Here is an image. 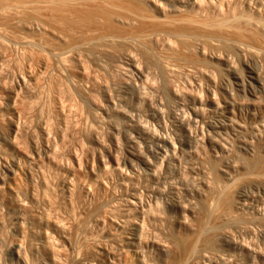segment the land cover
<instances>
[{"label":"rangeland","instance_id":"1","mask_svg":"<svg viewBox=\"0 0 264 264\" xmlns=\"http://www.w3.org/2000/svg\"><path fill=\"white\" fill-rule=\"evenodd\" d=\"M156 1H159V0H155V2ZM175 1H177V0H175ZM175 1H172V2H175ZM198 2H199V0H197V3ZM157 4H159V3H157ZM161 4H163V6H162L163 8H166V10H168V13L165 10V14L160 15V16L154 12L151 4L147 3L146 0H67V3L63 7L54 8L52 13H48L50 11H47V10L45 11V8H44V10H43V8H41V10L38 11V12H40V14H38V12H37L34 15V17L36 16L35 18H39L38 19L39 21L47 23L45 26L49 30L50 34L44 36L43 32H42L41 34L43 36L40 35V31H43V29H42V26L40 27L39 25H35L34 28H37L36 31L34 29V32L29 33V35L27 33L26 36L23 35L24 33L23 34L19 33L22 35H19V34L17 35V32H13L14 34L16 33L15 35H17V37L19 36V39L24 36V38H26L27 41H29V42L32 41V44L25 50L19 46V44H18L19 40L12 33V31L11 32L8 31L5 33L1 32L2 34H0V54L6 56L5 63L2 65L1 74H3V72H4V75H6L7 77L4 75H1V76L4 77L3 82H6L8 77H9L8 79H10V80H9V82H7L8 84L7 83L3 84L0 87V91L2 92V94H0V96H1L0 97L1 98L0 99V108L2 107V110H3L6 106V104L8 103V100L5 99L6 96L4 97L3 95H7V93H9V91L11 89H13V88H10V86L12 87L13 84H14L13 87H16L15 84L17 83L18 80L17 81H15V80L18 79L19 73L23 70H28V68H29V70L31 69L30 70L31 73L32 72H34V73L38 72V70L41 71L42 69H40V67L38 66V63H37L38 57L42 56V55H47L49 58V61H50V67L47 69V71H41L39 73L40 75L38 78V84L35 87H32V89H31L32 95H30V96L25 95V94L19 95V98L22 100H20L21 104H18L19 106H17V107H18V109L24 108V110L20 109L21 113L19 114V117L17 118V125L19 124L18 127L20 128L19 133H20V130H21V133L20 134L18 133V135H15V138H17V141H19L18 143H19L20 148H22V150L25 149V151L27 153L31 152L32 150H36L35 148H37V150L39 148L38 152L39 151L41 152V151H43L41 149L46 147V145L47 146L50 145L49 147L52 146V148H53L52 150L54 152H56V150L58 149L57 147H59L58 150H60V151L57 152L58 154L53 152L54 154L51 155L50 158L52 159V157L57 156V159L53 158L54 160H52V161H54V162L50 161L49 162L50 164L47 161H45L41 165L40 163L43 162L44 160L43 161L39 160L40 162L39 161L36 162L37 165L39 164L38 167L36 166L35 163H32V164H31V162L30 163L28 162V164L25 163L28 166V168L30 166H33L32 169L35 167L34 170H36V172L34 171L33 175H31L32 176V178L30 177L31 181H30V178H27L26 176L22 175L23 178L21 177V179H20L21 183L20 182H18V183L20 184V187L23 190L28 189V187L30 185L31 188L29 187V189H31L33 192L35 190L34 193L37 196V202H36V204L31 205V207H30V205L26 204V206H28V213H25L23 220L17 219L16 216L14 215V213L12 214V212L9 209H7L5 206L1 205L2 207H0V264H20V262H18V260H16L14 255H12L10 253L11 247H13V246H18L21 248L22 254H24V256H26V258H27V264H47L46 260L44 259V256L41 254L42 251L39 248L41 246L39 244V238L36 237L37 235H35L37 232H39V233L41 231L46 232V230L40 229L41 230L40 231L37 224H35L32 221V217L35 214L36 215H44L43 213L45 211L47 212V213L45 212L46 213L45 215H46V217L48 216L47 218L49 220L55 221V222L57 221L56 223H58L59 221H62L59 223H62V225H67V226H65V228H67L65 230V233L68 231V229H69V232H67V235H64V237L67 236L68 238H71L72 241L74 240L73 242L71 241L72 244L75 242L73 245L74 247L72 246L73 248L71 251L70 250L71 247L68 245H66L67 248H66V246H63L62 248L60 247L58 249L59 246H58V242L56 241L58 247L55 244L54 250L58 254V258H59L61 264L63 262L64 263L66 262V264H89L91 261H90L88 255H91V258H93V256L95 257V260L93 258L92 259L93 262H91L93 264H105V262H108L106 264H109V262L110 263L115 262V260H114L115 258L118 261L120 259L121 264H127L128 263L127 260L123 257L122 258L118 257L119 259L117 257H115L112 259L113 255L110 252L116 246L117 243H120L121 240H123L122 239L123 235L121 234L122 232H121L119 224L121 223L120 225H122V224L124 225L123 222H126L129 218H131V219H129V221L133 222V220H134L130 216L127 219V217H126L127 213H125V210L127 209V211H128L129 207L126 205V202H123L124 199L121 200L123 198V196L125 195V193L127 194L128 192L132 191V190H130L132 188H134L133 190H136V191L139 190L138 194L141 193L139 196L143 197L142 201H144V202L146 201L145 202L146 205L148 202H149L148 205L150 204V202L152 203L149 205V206H152L150 209L151 213L150 212L147 213L150 215H144L145 217L143 216L145 219L147 218L146 219L147 223L145 222L146 227L143 223V221L145 219L142 217L141 218L142 221L140 220L141 226L144 225V226H142L144 228V229L143 228L142 229L145 230L143 232L146 235V236L144 235V237H146L147 240H149V239L153 240L154 235H157V236L159 235L158 236L159 238H157V236H155L157 238L156 239L157 241L159 240V242L161 243V241H163V239H164V241L166 240L170 244H172V246H170V249L168 250V252L165 254H160L156 251H151L150 249H147V251H144L145 255L147 254L146 256L145 255L144 256L147 258L148 263H151V264H188L191 261L187 262L188 260L187 261L185 260V256H186V259H188L187 257H189V255L191 254V253H189V252H191V248L195 247L197 250L194 248V251L196 250V253H199V255H201L202 254L201 252H203V251L207 252V254H205V252H203L204 255H202L203 257L206 256L205 257L206 262L209 261L206 264H210V263L211 264H213V263L214 264H264V261H263L264 254L262 255V253H264V249H263V247H264V240H263L264 239V234H263L264 233V224H263L264 223V219H263L264 218V190L262 189L263 190L262 191L261 189H259L260 190L259 191V190L255 189L256 190L255 191L253 188H252L253 191H251L252 189L250 190L251 184H254L255 181L257 184H258V182L259 183L263 182V185H264V122L260 123V125L261 124L262 125L258 126L257 132L254 131V133H250L251 130L249 131V129H251V127H250L249 122H248V120H250V119L248 118L249 114L246 113V112L249 113V111L246 108V104L244 103L245 100L247 101L248 99L250 100V99H253L254 97H257L260 99V101H258L259 103L256 105V110L254 111L253 114H255L256 112H259L257 106H260L261 109L264 111V98L260 97L258 91L256 90V88L254 87V85L250 81L249 72H248L250 70L256 69L258 71V73L261 74L260 76L262 78H264V0H200L199 4L201 5L202 10L200 8H197L195 11V10L189 9L187 7L189 9V13H187L188 10L185 6L178 8V12H177V11H169V8H167V6L164 5L163 2H161ZM42 7H44V6H42ZM198 7H200V6H198ZM170 10H172V9H170ZM179 10H181L182 15H181ZM182 10H184V11L187 10V11L184 12ZM197 10H199V11L197 12ZM166 13H167V15H166ZM171 13H172V15H171ZM178 13L180 14V17H179ZM185 13H187V15ZM188 14L194 15V16L191 17ZM37 15H39V16H37ZM132 16H133V18H132ZM177 16H178V18H181V16H183L181 18V19H183V22H181L182 21L181 19H178L177 22H179V23H177L176 22ZM185 16L188 20L185 19ZM198 16H200V18ZM85 17H87V19H88V17H90L95 21V23H97L96 25H95V23H93V25H94V26H92L93 29H89V27L90 28H92V27L90 25L88 27L87 25L91 24V23H87V22H85V23H87L86 26L89 30L85 29L86 26L84 23L83 24H84L85 28L83 25H80V28H79V20L81 18L83 20V18H85ZM175 17H176V19H175ZM30 18H32V17H30ZM148 18H151V19H149V21H147ZM189 18H191V19H189ZM126 19H130V21L126 20ZM132 19H134V21ZM170 19L171 20L173 19L172 20L173 22L171 21L173 26L171 24V27H169L171 31L173 28L175 29V27H177V28L182 27L181 29L179 28L181 32L184 28L185 33L184 32H182V33L191 35V39H189L190 37H188L189 41L191 42V47L188 49H185L186 52L179 45V43L176 42L175 39H173V37L171 40H174L175 41L174 43H177L180 47L177 46V44L173 45V47H172V45H168L169 43L166 42V41H168V40H166V38L167 39L169 38V40H170L171 36L169 37L168 35H170V34L174 35L172 32H170V34H168L169 33L168 28L166 29V31L168 30L167 31L168 33L162 32L160 30V29H163V31H165L164 28H166L165 27L166 24L164 22L171 23ZM174 19H175V21H174ZM35 20L37 21V19H35ZM42 20H44V21H42ZM84 20H86V18ZM106 21L110 22L109 24L111 25V27H110V25H108V23H107V25L105 24ZM187 21H188V23H187ZM196 21H198V22H196ZM142 22L144 23L143 26L145 25V22H147L148 25L150 22L151 27H153V25L154 26L160 25V26H157V27L152 28V29H153V31H155L154 29L158 28L157 29L158 31L157 30L156 31L158 33L161 31L160 32L161 35L158 34L156 31L154 32L155 34L148 31V28L151 29V27H148V26L147 27L146 26L141 27L142 25H140V24ZM162 22L164 25L162 24ZM136 23H138L139 25H137ZM152 23H154V24H152ZM155 23H157V24H155ZM169 23L167 24V27L170 26ZM71 24L73 25L72 27H70ZM134 24H136L138 26V27H136V25H135V28H137V29L134 28ZM81 26H83L85 31L80 30V29H82ZM189 26H191V29ZM159 27H162V28L159 29ZM203 27H205V28H203ZM142 28H143V31L145 29V31H148V33L150 32L149 35L153 34L152 35L153 37H151V39L150 38H148V39L152 40V42H154V43L156 42V44L150 43V44H146L144 46V45H140V44L136 43L133 40L132 36L135 37V35H136V34L133 35L134 34L133 32H135V31L139 32V30L141 31ZM133 29H135V30H133ZM188 29H189V31L191 30V33L188 31ZM193 29H194V31H193ZM196 29L199 31H197ZM90 30L93 32H91ZM109 30H111V31H109ZM130 30L133 32H131ZM37 31H39L38 34H37ZM143 31H142V33H143ZM174 31L176 32L179 30H174ZM186 31H188L189 33ZM111 32H112V35L113 34L115 35V33H116L117 37L120 36V39H121V37H122V39L126 38L125 40H121V41H124L125 43H123V42L121 43L119 37L117 38L119 40V42H118V40L114 41L116 37L113 35L114 36L113 45L106 44L105 42H107L109 40V38H108L109 36H110V40H112L111 34H110ZM137 32H135V33H137ZM194 32H195V34L198 32L200 35L197 33L198 36L195 35V38H194V36L192 37V35H194L193 34ZM9 33L11 35L13 34V36H11ZM107 33L110 35H108ZM127 33H131L132 35L130 34L131 35L130 36ZM148 33L146 32L145 34L144 33L143 34L137 33V34L144 36ZM166 33L168 34L167 35L168 37L167 36L165 37V35H164V37H161V36H163V34H166ZM7 34H9L10 36H8ZM156 34L160 35V36H157ZM105 35L107 38H105ZM155 35L157 36V38H154ZM204 35H205V37L203 38L202 36H204ZM146 36H144V37H146ZM200 36L202 37L201 39L196 38V37H200ZM6 37H7V40H5ZM10 38H12L13 41H12V39L10 40ZM152 38L155 39V41ZM158 38L159 39L164 38V39L159 40ZM204 39H206V42ZM15 40H18V41L16 42ZM157 41H159V42H157ZM160 41L161 42L164 41L162 43L163 44L165 43V46L167 48L163 47ZM79 43L84 44V46L79 45ZM107 43H111V41L110 42L108 41ZM158 43H160V44H158ZM172 43H173V41H172ZM172 43H170V44H172ZM205 43L207 45H205ZM104 44H106L105 45L106 47L109 46V50H107L108 49V47H107L106 50H107L108 54H106L103 57V62H106L107 64L114 66V70L112 72H109L108 70H105V69L96 70V68L95 69L91 68L92 66L95 67L94 63L90 60L87 53H86V55H85V53H82V55H83L82 59L83 60L85 59L86 61L88 60L87 62L89 65H87V67H89L88 69L91 70V74H92V71L95 70V71H93L94 76L93 75H91V76L96 81L93 80L92 83L86 84L87 86L85 84H82V86L77 85L79 89L76 88V84H74V86H75L74 87L73 84H69L68 82H66L67 81L66 80V74L64 71L60 70L62 67L61 63L59 62L58 58L53 56V54L58 53L57 51H59V50H64L65 47H66L65 49H67V47H69L71 49H76L77 51H79L83 47V49L80 51L87 52L84 50L85 49L87 50L86 46L88 47V45L90 47V48H88V50L89 49L93 50V47L100 49L104 46ZM201 45L203 46L202 48H201ZM169 46L172 47V48H170L171 50L169 49V51L173 55L170 52L168 53ZM174 46L177 48V52H179L182 49H183V51H180L179 53H177L175 51L176 48ZM197 46L200 49H202L203 51L205 48H209L208 52H209L210 56L212 55V57H215L213 55V54H215L216 58L221 57L219 59H225V60L231 61L229 63L232 64L231 66H234V67H232V70L237 71V72L234 71V73H236V75H237V73H240V75H238L236 77L237 81L234 80L233 77L229 76L228 72H227V74L225 72L224 73L225 79H224V82L221 83V85L218 83V82H220L219 79H216L217 84H216V81L213 80V81H215L216 85L215 84H212V85L209 84L211 87L206 82H201V81H200L201 83L198 81L197 82L198 85H196V83H194L192 80L189 81V79L187 81L188 83L184 82L183 79H185V81L187 80L186 76H184L185 77L184 78V77H182V75H178L176 73L173 74L172 72H168L166 74L165 78L163 79L160 76L158 69L156 67L152 66V69L150 71L152 73V76H153L152 83H153V85L158 87V86L163 85L164 81H166L173 88V90L178 89V92L177 91L176 92L178 94H180V92H181L180 95H182L183 91H186V90L188 91L189 87H190V89L192 87V91L190 90V93L192 92L191 94L186 91V92H184L186 95L183 93L184 95H182V96H185V97L191 96L192 97V96L197 95V97H199V95H200L201 96L200 98L203 100H204V98H202L203 96L201 94H199V95L197 94L198 92L201 93L203 90H206V89L211 90V88H212V90H213L212 92H215L214 95H215V97H218V98L220 97V94H222V93L227 94L228 92H231L233 90V92H235V93L232 92L231 94H234L236 96V98L240 102H243V104H244L243 107L240 109V111L243 112V114H242V112H240L242 117L240 116L239 122L237 120V122L240 125H242L241 128L238 129L239 133L236 131L237 130L236 128L232 127L233 131H236V132H233L232 128L229 127L228 130H223V131H221V133H219V134H221V136L219 134L214 136L213 131H214L215 127L222 126L223 122L221 120H218L217 118H215L210 113H208L206 108L205 109L203 108V109H201V111H202L201 116L203 114L204 115L206 114V115L205 116L203 115V117H205V120L203 117H202V120H203L204 124H210V125L209 126L208 125H201V124H198L195 126L192 125L190 127L191 129L190 128L188 129V132H187L188 135H186L180 129H177V127H175V124H173L174 123L173 117L170 118L168 116L169 114H166L168 112L167 109H163V111L161 112L163 114V116H162V114H161V116L159 114V115H157V116H160L158 118L155 114H153L154 113V112H152L153 108H150V109L147 108V107H153L157 101H160V94L157 92L156 93L153 92V94H150V95H148V94L151 92H149L147 94V96H149L147 98L149 104L151 105V103L153 104V102H154V104L151 106L148 105V106L142 107L143 108L142 112L137 114V115L141 114L139 117L137 116V118H140L141 120L137 119L136 115L134 117L133 114H128V115H130L129 119L131 117H133V118H131L132 120L130 119L129 122H124L126 120L121 119L122 117L120 115L117 117L114 115V114H116L115 111H117V110L119 111V112L117 111L118 113H123L125 110L124 107H123L124 110L122 109V107H119L121 104L120 99L125 95L124 93L126 92L125 88H124L126 85L125 83L133 81L132 78H134V80H136L135 79L136 75L134 73H129V72H126L125 70H121V69L119 70L118 68L115 67L116 65H113V63L117 61V58L121 59L124 57V54L130 53L131 55H133L138 60V62L142 63V62H147L149 56H151V57H156V56L157 57H163L164 56V58H166V59L169 58V56H170V58L174 56L173 58L178 59V60L179 59L181 60V58L182 57L184 58V56L185 57L190 56L193 58H197V62L200 63L202 66H208L209 63L203 62V60H205V58H203V57H207V55H208V58H206V59H208L207 60L208 62L211 60L212 57H210L208 52H206L207 49L204 51L207 53V55H206V53H203V51L201 50L202 55H200V59H202V60H200L199 56H196V54H195L197 51L196 50ZM106 47H104V48H106ZM173 49H175L174 52H173ZM194 49H195V51H194ZM141 50L147 51L149 56H144L140 52ZM181 52H183V53L185 52V53L183 54ZM174 53L177 54V58H176V55ZM181 54H183L184 56H182ZM166 55L168 57H166ZM178 55H180L181 57L179 56V58H178ZM84 56H85V58H84ZM87 57H88V59H87ZM170 58H169V60H170ZM173 58H171V59H173ZM30 59H33L31 65L29 63ZM198 59H199V61H198ZM201 61L203 62L204 65L202 64ZM253 61H255V64H256L255 67L256 68L254 67L255 64L253 63ZM141 63H139V64H141ZM28 64H29V67H28ZM101 64H103V63H101ZM30 67H32V68H30ZM122 71L125 74L129 73L131 75L132 74H134V75H132V76H130L129 74L125 75ZM120 72H122V74ZM119 74H121V75H119ZM123 74L125 75V78H124ZM121 76L123 79L121 78ZM211 77L215 78L216 76H211ZM238 77L241 78V80ZM130 78H131V80H130ZM242 78L244 81L242 80ZM121 79H122V81H121ZM124 79H125V82H124ZM127 79H129V81ZM230 81H232V82H230ZM234 81L236 82V85L234 84ZM189 82H190V84L194 83V86L193 85L189 86L190 85ZM227 83L228 84L230 83L231 85H234V86L233 87L229 86ZM92 84H94V85H92ZM206 84H207V86H206ZM88 85H90L92 87H90ZM123 85H124V87H123ZM200 85L202 86V89H203V86H206V87H204V89L202 90ZM213 85H215V87L220 86V88L219 87L215 88ZM3 86H5V87L3 88ZM70 86H71V89H70ZM83 86H84V88H83ZM197 86H199V88ZM239 86H240V88H239ZM72 87L75 88L76 90L78 89L79 91L78 90H77L78 92L74 91L75 89L73 90ZM101 87H106L107 90L104 92L103 88L101 89ZM1 88L3 89V91H6V92L4 93L1 90ZM119 88L122 90V92H124V91L125 92L122 94L121 90ZM181 88L184 90H182ZM69 90H70V92H69ZM86 90H89V91H86ZM117 90L119 91V93H121L122 96L118 93ZM218 90L220 93L218 92ZM68 92H69V94H68ZM90 92L92 94H90ZM115 92H116V94H115ZM193 92H195V93H193ZM193 94H196V95H193ZM216 95H218V96H216ZM108 96L111 97L110 99L112 101H113V98L115 97L114 103L112 102V105L114 104L113 105L114 107L113 106L111 107V108H113L112 110L109 109L110 106L108 104H110V101H109L110 99ZM84 97H85V99H84ZM117 97L120 99H117ZM261 98H263V99H261ZM81 99H83V100H81ZM86 99H87V102H86ZM116 99H117V103H118L117 105L118 106L115 104ZM152 99H154L156 101H154ZM162 101L165 102L166 100H161V102ZM164 102H162V103L164 104ZM170 102H172V104ZM170 102L169 103L165 102L167 104V105L166 104L165 105L168 106L167 108H169V110L172 112L174 111L173 112L174 114L172 113V115H174V118H175L176 114H177L176 118H179V117L181 118L182 112L177 110L178 113H176L175 105L173 104V101L171 100ZM165 105H163V106H165ZM121 106H123V104H121ZM103 107H105V108H103ZM107 107H108V110L106 109ZM118 107H119V109H118ZM99 108H100V110H99ZM103 109H106L108 112L106 110H103ZM114 109H115V111H114ZM120 109H122L123 111ZM171 109H174V110H171ZM149 110H150V113H149ZM97 111H99V112H97ZM105 111L107 112V115H106ZM109 111L114 113L113 114L114 116L112 114H110L111 117L113 116L117 119H115L113 117L110 118V115L108 114V113H110ZM164 111H166V112H164ZM205 111H207V112H205ZM143 112H146L148 114L143 113ZM6 113H7L6 110H3V114H1L2 116L0 117V125L4 130L8 131L12 118L8 113L7 114ZM64 114H65V117H64ZM149 114L151 116H149ZM257 114L258 113H256L255 115H257ZM96 115H97V117H96ZM147 115L149 116L150 119L148 117L146 118ZM153 115H155L156 117ZM62 116L64 117V121H61V119H63ZM144 116H145V118H144ZM187 116L188 115H183L182 117H184L186 120H188L189 117H187ZM99 117L101 118V120L99 119ZM103 117L105 119H103ZM152 117H153V119H152ZM160 118H161L162 122L160 121ZM167 118H170V119H167ZM111 119H114V120L111 121ZM79 120H80V122H79ZM167 120H169V121H167ZM105 121H106V123H104ZM110 121H111V123H110ZM135 121L138 123L140 122L139 124H141L140 125L141 127L142 126L145 127L147 125L145 130L143 127L144 135L140 134V132L137 133V131H135L134 129L131 128V131L134 130V131H132V133H133L132 134L131 131L128 130L130 128V127H128L129 125L128 126L125 125L126 123L128 124L130 122H131L130 124L132 125V123L133 124L136 123ZM262 121H264V120H262ZM145 123H146V125H145ZM161 123H163V124H161ZM241 123H243V124H241ZM142 124H144V125H142ZM172 125H174V126L171 127ZM243 125H244V128H242ZM153 126H154V128H153ZM201 126H205V127H202V129H201ZM196 127H198L199 129ZM219 127H217L215 129L216 132H217ZM207 128L210 130H207ZM155 129H157V130H155ZM42 130L46 131V136L49 135V137H46L47 139L45 138L46 140L43 139V136L41 133ZM57 130L62 131V137L61 138L56 137L55 131H57ZM126 130H128L130 134L127 133L128 131L126 132ZM146 130L149 131V132L147 131L148 132L147 134H146ZM201 130H202V132H201ZM206 130H207L208 134L211 135L210 137H216L215 141L218 140V141H216V143L218 144L217 146L220 147L221 149L223 146V153H225V154H223L221 150L213 152V150H211L208 147V145H206L208 140H209L207 138V136H209V135L207 134V132H205ZM6 131L2 134L0 133V142H2V143L4 142V141H2L3 140L2 136L6 135L5 134ZM151 131H153V132H151ZM199 131L201 134H203V132H204V134H203L204 137L201 139V141H200L201 143L199 142L200 146L198 145L200 150L198 149V146L196 147V146H194V144L190 145L189 143L187 144V142H186L189 139H193L197 134L199 135L200 134V133H198ZM135 132L139 135H137ZM167 132H168V134H167ZM210 132H212V134H210ZM240 132H241V134H240ZM152 133L154 136L152 135ZM195 133H196V135H195ZM225 133L226 134L229 133V134L226 135ZM146 135H147V137H146ZM151 135H152V137L157 136V138H161V139L162 138L164 139V137H165V139H167V140L172 138L168 141L176 143L177 147L179 145V147H178L179 149L177 148L178 153L176 154V157L177 156L179 157V155H180L179 151H180L181 147L184 148L186 146L187 149L184 148L185 149L184 151L187 150L186 152H191L189 154H192V152H193V150H191V149H197V151L199 150L198 152H196L194 150L195 153L193 152L192 158H190L191 160L189 159L187 154L185 155L186 157L182 156V154H181L179 159L175 157L177 160L175 158L173 160L170 158H166L165 159L166 161L161 159L160 162H158V163H161L163 161V163H161L162 165L160 164L162 167H160V165L158 164L159 166L157 167L156 176H158L159 174L160 175L156 178H157L158 182L160 181V183L163 184L162 185V184L158 183L159 186L160 187L164 186L167 189V190L165 188L162 189V191H164L163 192V198H160L159 202L157 201L158 205L156 203L153 204L154 194H155V191L157 190L155 188H156V186H158V184L156 183V185H155L154 183H152L154 186L151 185V183L146 185L147 187H149L151 185L152 188L155 187L154 189H152L151 186L148 189L146 188V186L143 187L145 184L144 185L142 184V182L144 180H142L141 178L144 179L145 173L142 174L144 171L141 170L140 164H138V162H137L138 160L135 159V158H137L136 156L139 154H140L138 156L139 158L141 157V155H144V156H147L146 159H152L151 156H152V154H154V152H153L154 148L150 147L148 149L143 145L144 144L143 137H145V140H146V139H148V137L150 139ZM168 135H170V138ZM205 135H206V138L208 140H206ZM52 136H53V138H51ZM187 136H188V138H187ZM54 138H55V141L53 140ZM186 138H187V140H186ZM177 139H178V142L181 141V142H183V144L181 142L177 143L176 142ZM56 140H58V141H56ZM172 140H175V141H172ZM202 140H203V142H205V141L206 142L203 143ZM220 140L223 141V143L220 142L222 145H220V143H219ZM224 140H227L228 142L224 141ZM241 140L242 141L244 140V141L242 142ZM42 141H43V145H42ZM48 141H49V143H48ZM73 141L74 142L76 141L75 144L73 143ZM192 141H194V139ZM239 141H241L243 144H248L249 146L246 147L248 150L242 149L243 147L245 148V146L242 143L240 144ZM50 142H52V144H54L56 142V145L54 144L56 147L54 145H51ZM131 142H134V143H131ZM224 142H226V143H224ZM244 142H246V143H244ZM45 143H46V145H45ZM60 144H61V146H60ZM180 144H182V145H180ZM34 146H37V147H34ZM41 146H43V147L41 148ZM75 146H76V149L74 148ZM82 146H84V147L82 148ZM191 146H193L195 148H193ZM30 147L32 149H30ZM79 147L82 149H80ZM201 147H202V149H201ZM54 148H57V149L54 150ZM226 148H228V149H226ZM86 149H88L89 151ZM189 149L191 151H189ZM37 150H36V152H37ZM72 150H74V153L75 152L77 153V151H78L79 153H77V154H79L81 156L83 155V156L82 157L79 156V160H78V155L76 156V153L74 154ZM224 150H226L227 152H225ZM61 151H63L64 153L61 154ZM147 151H148V153H146ZM72 153L75 155V156L74 155L73 156L77 158V159L74 158V159H76V162L78 160V162L80 161V163H81L79 165L80 166L79 168H81V166L85 164L83 166V168L86 172L84 170H82L83 168L81 169L82 172H79V173L84 172L82 175L83 178H81V179H83L84 181H86V179H87V181L85 183L90 184L91 181L84 174H86V173L89 174L92 171L94 173V169L97 170V172L99 170L101 171V172L99 171L98 173H96V172L94 173V174H97V176L99 175L100 178H98V179H100V180H98V181H101V186H100V182L98 185L97 184L93 185V183L91 182L93 187H91V186L89 187V185H87V184L85 185V183L82 180H80V177H79V181L82 183V185H81V183L78 184V182H79L78 180L76 181V179H74V178L71 179V183L73 182L72 184H73V186H76L75 188L77 190V191H75L74 187L71 188V190H74V192L71 191L73 194L71 193L72 197H70V198L75 200L74 204H73L72 199H70L69 197L67 199V195L65 194V190H64L65 188H62V187H64L62 184L64 181L62 183H60V184H62V187L59 184V182L65 178V176L62 177V175L63 174L66 175V179H67V177H68L67 174L70 171H72L71 166H69L71 164L73 165V163L71 162V160L73 158ZM89 153H90V155L88 156ZM111 153L116 154V155L118 154L119 156L115 155L114 157H112L113 155ZM132 153L134 155H136L137 153L138 154L134 158ZM59 154L62 155L63 157L65 156V154H71V156L66 155V157L67 156L69 157V158L67 157V159L63 158L61 156L62 157V159H61ZM91 154H93V155H91ZM198 154H199V156H198ZM218 154H219V156H218ZM54 155H56V156H54ZM131 155H132V157H131ZM1 157H0V169L2 168V170H0V174L2 171H4L5 167L9 168V169H11V167H12L11 161H9V160L6 161V159L4 157H2L4 159L3 160ZM70 157H72V158H70ZM90 157L92 158V160ZM126 157H127V159H126ZM129 157H130V159H129ZM106 158H108V159H106ZM112 158H114V159H112ZM116 158H118L120 160H118ZM121 158H122V160H121ZM195 158H197V159H195ZM59 159L63 160V166L64 167L63 166L60 167L61 164L59 165V163L61 162V160H59ZM84 159L85 160L88 159V161L86 162ZM128 159L134 160L133 161L134 165L135 164L139 165L140 169H138V166L136 165L137 167L135 166L136 169L134 168V172H133L137 175H135L133 173H129L127 170L125 171V169L123 170V168H122L123 172H121L120 176L119 177L116 176L117 178L114 177L115 173L113 171H110V170L111 169L114 170L115 167H111V166H118V164H119L122 167L121 164L123 162L129 161ZM142 159H145V157L144 158L142 157ZM182 159H184L185 161ZM1 160H3V161H1ZM65 160H67V161L65 162ZM115 160L117 162L118 161L119 162L117 163ZM188 160H190V161H188ZM193 160H196L198 163H196ZM55 161H56V165H59V166L53 165V164H55ZM96 161H98V162H96ZM173 161H174V163H173ZM46 162L49 164L50 167L46 164ZM57 162H58V164H57ZM93 162L95 165H93ZM100 162H102L101 163L102 165L99 164ZM167 162H168V165L170 164L169 166L167 165ZM193 162H195V163H193ZM82 163H84V164H82ZM90 163H91V165H90ZM107 163H109V165H111V166H109ZM115 163H117V164H115ZM65 164H69V165L66 166ZM86 164H89V165H86ZM163 164H164V166H163ZM250 164H251V166H250ZM21 165H22L21 168L23 170L24 169L29 170V171L31 170L30 173L32 174L33 170L31 169V167L28 169L27 167H24V163ZM40 165H41V167H40ZM43 165H45V169L43 168L44 167ZM87 166H88V169H90V172L88 170H86ZM92 166L94 167V169L92 168ZM106 166H107V168H105ZM186 166H189L190 169L188 170V168ZM194 166H196V168ZM228 166L233 168V170L232 169H230L231 171L227 170ZM52 167L55 169L51 170V169H53ZM56 167H58V168H56ZM109 167H110V169H109ZM159 167L161 168L160 169L161 171H159V169H158ZM169 167H170L171 171L168 170ZM251 167H253V168L251 169ZM60 168L64 171H61ZM72 168H73V166H72ZM91 168H92V171H91ZM97 168H100V169L98 170ZM102 169H103V171H102ZM248 169H251L252 172ZM39 170H41V171H39ZM81 170L79 169V171H81ZM107 170L110 171V173ZM164 170L167 171V173H165ZM56 171H61L62 173L61 172L56 173ZM105 171L107 173H109L108 176L104 175L103 172H105ZM141 171H143V172H141ZM224 171L229 173V174H226V176H225ZM65 172H67V173L65 174ZM106 172H105V174H107ZM137 172H139V173H137ZM168 172H171L169 182L167 180V179H169V176H167V175H169ZM59 173H61V174L59 175ZM248 173L251 175V177H253V178L255 177V178L254 179L251 178ZM111 174H113V175H111ZM123 174L125 176L124 178H123ZM163 174L164 175L166 174L165 176H167L168 178L165 177ZM132 175L134 177H137V178L135 179ZM173 175H174V177H172V179H171V176H173ZM228 175H230V176H228ZM102 176H103V178H102ZM111 176H113V177H111ZM126 177H127V179H126ZM163 177H165V178H163ZM192 177H193V179H191ZM256 177H257V179H256ZM118 178L119 179L123 178L121 180L123 183L120 180H118ZM28 179H29V182H28ZM66 179H64V180H66ZM73 179L75 181H73ZM103 179L104 180L106 179V181H108V182L103 181L106 185L103 184V182H102ZM131 179L136 180V182L133 180L134 181L133 185H131L132 182L130 183L129 181H127V180H131ZM163 179H165V180H163ZM124 180H126V181H124ZM137 180H138V182H137ZM161 180H162V182H161ZM253 180H255V181H253ZM166 181L168 182V184ZM39 182L41 184L42 183H45V184L47 183L46 185L49 184V186H47L48 190L46 192H43V191L41 192V190H40L41 188L37 187V186L41 185ZM126 182H127V186H126ZM120 183L123 185H121ZM134 183L136 186L134 185ZM169 183H170V185H169ZM19 184H18V186H19ZM137 184H140V185L142 184L143 186L141 185V187H139L140 185H137ZM172 184L174 186V187H172V189L177 188L175 190L173 189V191L175 193L177 191L176 194L173 191H170L171 190L170 186H172ZM245 184H247L246 186L250 185L249 186L250 188H248L249 190L246 189L247 190V191H245L246 193H242L241 196H238L239 194L237 195V192L241 188V187L239 188V186H241V185L245 186ZM79 185L82 186L83 188L82 187L80 188ZM77 186H79V187H77ZM87 186H88V188H85ZM97 186H100V187H97ZM103 186H104V188H103ZM124 186L128 187L127 190ZM168 186H169V188H168ZM34 187H36V188H34ZM96 187L99 189L103 188L104 190L103 189H101V190L97 189V191H96ZM105 187H108V188H105ZM130 187H132V188H130ZM210 187H211V189H210ZM32 188H34V189H32ZM84 188L86 190H84ZM89 188H91V189H89ZM179 188H180V191H179ZM49 189L51 192L49 191ZM87 189H89V190H87ZM121 189H122V191H121ZM141 189H144V190L141 191ZM145 189H147V191ZM37 190H39L41 192L42 197H44V195H45V194L43 195L42 193H46L48 198L47 197L43 198V202H42V197L41 198H39L40 196L38 197V195H40V194H39V191H37ZM83 190L86 192H83ZM165 190H166V192L168 191L167 194L169 193V191L172 194L169 193L168 194L169 196L168 195L166 196ZM236 190H237V192H236ZM48 191L50 192V193H48L49 195L47 194ZM61 191H63V193H61ZM87 191L88 192L91 191L92 193L91 192L87 193ZM117 191H118V193H117ZM119 191H121V192H119ZM123 191H124V193H123ZM150 191H153L154 194H152V192H150ZM197 191H199L201 193H205V194L199 195L198 194L199 192H197ZM258 191H259V193H257ZM76 192H77V194H75ZM145 192L148 193V195ZM196 192L198 195L196 194ZM93 193L96 194L97 196L94 195ZM120 193H121V196L123 195L122 197L120 196ZM182 193H184L185 196ZM89 194H91V195H89ZM92 194L95 196L94 199H93L94 196ZM243 194H246V195H243ZM61 195H63V196H61ZM64 195H66V196H64ZM115 195H118V196H115ZM142 195H144V196H142ZM171 195L172 196L174 195L172 198H176V199H177V195H179L178 200L183 199L184 202L186 200L187 201L190 200L189 203L186 201L188 204H190L192 201V204L189 205V207L191 206V209H188L187 214H186V220H185L187 223V224L185 223L186 226L184 225L183 227H179V226L175 225V226H169V227H171V228H169L168 224H166V223H168L167 218H169L170 220H174L177 217L176 214H174L175 215L174 216L173 215L174 212L169 211L170 209H169V207H167L171 203V201H168V200L172 199ZM75 196H77L79 199L75 198ZM180 196L181 197L184 196V197L181 198ZM113 197H114V199L116 197V199H119V200L115 199L117 201L116 202L113 200ZM238 197L240 199H238ZM147 198H151V199H147ZM46 199H47V204H46ZM143 199H145V200H143ZM65 200H68V201L66 202ZM69 200H71V201H69ZM108 200H110V202ZM148 200H150V201H148ZM39 201H41L42 203ZM48 201L51 203L48 204ZM91 201H92V203H91ZM160 201L161 202L163 201V202L161 203ZM164 201H165V203H164ZM238 201H239V203H238L239 205L236 203ZM240 201H241V205H240ZM246 201H248V202H246ZM113 202H114V205L112 204ZM119 202H120V206H118ZM242 202L246 203V204H243ZM66 203L67 204L69 203V204L67 205ZM70 203L72 205H70ZM94 203H97V204H94ZM108 203L109 204L111 203L113 206L110 204L112 206L111 207ZM167 203H168V205H167ZM51 204L53 205L52 207L50 206ZM121 204H124L128 208H125L124 205H121ZM155 204L157 206H155ZM249 204H251V205H249ZM73 205H75V206H73ZM81 205H82V207H81ZM164 205H165V207H164ZM46 206H47V208H46ZM69 206H72V208ZM76 206H78V207H76ZM83 206H84V208H83ZM44 207L46 209H44ZM93 207H95V208L93 209ZM122 207H124L123 208L124 210H122ZM66 208H67V210H66ZM110 208H112L111 211H110ZM50 209L53 211H51ZM80 209H81V212H79ZM113 210L115 211V213ZM120 210H122L121 212H123V213H121ZM170 212H171V214H170ZM83 213H85V214H83ZM116 213L118 216H116ZM124 214H126V215H124ZM166 214H167V216L169 215L168 217L166 216V218H165L167 221L163 220ZM257 214H258V216H257ZM120 215H122V216H120ZM151 215H152V218L150 217ZM159 215L162 217H159ZM170 215L171 216L173 215L172 218H174V219H172L170 217ZM74 216H76V217H74ZM110 216H112L115 219V222L117 220H119V222L117 221L115 223L114 219ZM115 216H116V218H115ZM124 216H125L126 220L121 219L122 217L124 218ZM262 216H263V218H262ZM107 217H109V218H107ZM117 217H118V219H117ZM258 217L261 218V220H259ZM77 218H79V220ZM149 218H151L154 221H152ZM156 218L159 219V221L161 218H163V219H161V221L162 220L163 221L159 222ZM90 219L93 221V223ZM256 219L258 220V222ZM100 220H102V222ZM148 220L151 222H149ZM103 222H105V223H103ZM153 222H154V225H153L154 227L152 226ZM63 223H65V224H63ZM101 223H103V224H101ZM117 223H119V224L117 225ZM149 223L150 224L152 223V224L149 225ZM155 223H157L158 226ZM162 223L167 225V227L165 225H163ZM75 224H77V225H75ZM72 225L74 228H76V226H79V227L74 229L72 227ZM148 225L150 228L149 227L147 228ZM94 226H96V227H94ZM117 226H119V227H117ZM80 227L82 230L80 229ZM155 227H157V228H155ZM158 227H160V229ZM72 228L75 230L74 231L75 234H74ZM84 228L85 229L87 228V229L85 230ZM151 228H153V229L149 230ZM77 229H79L80 232ZM96 229H97V231H96ZM103 229H105V230H103ZM156 229H159V231L158 230H157L158 232L155 231ZM113 230H115V231L118 230V232H115ZM71 231H72L73 236L72 235L70 236ZM83 231H85V232L83 233ZM93 231L94 232L96 231V232L94 233ZM76 232H77V234H76ZM78 232H79V234H78ZM90 232H92V233H90ZM156 232H157V234H156ZM105 233H106V235L109 233L113 234L115 244H113L111 242L109 243L108 240H107L108 242L105 240V238H106ZM117 233H118V235H117ZM100 234H102V235H100ZM147 234L148 235L151 234L152 237H150V235H149V238H148ZM242 234H244V235H242ZM119 235H121V237ZM226 236H228V237H226ZM261 236H262V239H261ZM74 237H75V239H73ZM233 237H235V238H233ZM37 238H38V240H37ZM231 238L234 241H231L232 240ZM230 241L234 242V243H231ZM95 242H97V243H95ZM237 242H239V243H237ZM88 244L90 246H88ZM102 244H103V246H102ZM234 244H237V245H234ZM240 244H241V246H240ZM261 244L263 247L261 246ZM244 245H247V247L243 248ZM259 245H260V247H259ZM85 246H87V249H86L87 252L84 249V248H86ZM99 246H102L100 248H103V247L105 248L106 246H107V248H108V246H109V248H111L109 252H105L106 257H105V254H101V255H103V256H101L100 254H98L96 252L100 249ZM248 246H249V248H248ZM64 247H65V249H64ZM69 247H70V249H69ZM94 247H95V249H98V250L94 251V249H92V252H90L89 250H91V248H94ZM79 248H80V250L84 249V251L86 253H89L87 255L88 257L86 256V254L84 255L85 252L83 253L82 252L83 250L82 251L79 250L78 253L80 252L81 254L80 253L78 254L77 250ZM107 248H105L106 251H108V249H109V248L108 249ZM57 249H58V251L60 249H62V250H61V252L60 251L58 252ZM73 249H75V250H73ZM198 249L199 250L201 249V250L199 251ZM261 249H262V251H261ZM252 250H254V252ZM257 250H258V252H257ZM74 251H76V252H74ZM72 252H74L75 254ZM93 252L95 255L93 254ZM187 252L189 253L188 256L186 255V254H188ZM259 252H260V254H259ZM82 253L84 255L83 257L86 256L85 259L83 257H81ZM196 253L195 252L192 253L193 255H190L189 259L195 260V258H193L192 256L197 257L196 255H198V254H196ZM59 255H60V257H59ZM207 255L209 257H207ZM210 257H211L212 261L210 260ZM87 258L89 261L87 260ZM146 258H145V260H146ZM206 258H208V260ZM70 259L74 262H72ZM110 259H111V261H110ZM123 259L126 260L127 263ZM183 260H184V262H183ZM199 261H198V259H196L194 262L192 260V262L194 264L195 263L205 264L202 261H200V262ZM119 262L118 263L116 262L114 264H119ZM191 263H189V264H191Z\"/></svg>","mask_w":264,"mask_h":264},{"label":"bare ground","instance_id":"2","mask_svg":"<svg viewBox=\"0 0 264 264\" xmlns=\"http://www.w3.org/2000/svg\"><path fill=\"white\" fill-rule=\"evenodd\" d=\"M172 1H175V0H172ZM171 0H159V1H156L155 2V0H146V2L147 3H150L151 4V6H152V9L154 10V12L155 13H157L159 16L160 15H164L165 14V10H166V8H163L162 6H163V4H161V2H163L164 3V5H166L167 6V8H169V11H177L178 12V8H180V7H183V6H185L186 8L188 7L189 9H192V10H195L196 11V9L197 8H200L201 9V3L199 4V2H200V0H199V2L197 3V0H177V1H175V2H172ZM67 3V0H0V34H2L3 32L5 33V32H8V31H12V33L13 32H17V35L19 34V33H24L23 35H27V33H28V35H29V33H32V32H34V29H35V31L37 30V28H34L35 27V25H39L40 27L42 26V29H43V31H40V35H42L41 33L43 32V35L44 36H46V35H48V34H50V32H49V30L47 29V27L45 26L47 23L46 22H41V21H39L38 19L39 18H35L34 17V15L39 11V10H41V8H43V10H44V8H45V11L47 10V11H50V12H48V13H52L53 12V9L54 8H61V7H63L65 4ZM157 3H159V4H157ZM172 3V4H171ZM161 4V5H160ZM199 4V5H198ZM42 6H44V7H42ZM198 6H200V7H198ZM165 7V6H164ZM187 8V10H188V12L187 13H189V9ZM170 9H172V10H170ZM199 9V10H200ZM187 10H185V11H187ZM199 10H197V12L199 11ZM202 10V9H201ZM167 11V13H168V10H166ZM180 11V13H181V10H179ZM182 11H184V10H182ZM184 11V12H185ZM191 11V10H190ZM194 11V12H195ZM205 11V10H204ZM176 12V13H177ZM183 12V13H184ZM192 12V11H191ZM196 12V13H197ZM167 13H166V15H167ZM170 13V12H169ZM187 13H185L186 15H187ZM204 13V12H203ZM202 13V14H203ZM38 14H40V12H38ZM179 14V13H178ZM193 14V13H192ZM22 15V16H21ZM165 15V16H166ZM171 15H172V13H171ZM174 15V14H173ZM181 15H182V13H181ZM188 15H190V14H188ZM19 16V17H18ZM21 16V17H20ZM37 16H39V15H37ZM191 17L192 16H194V15H190ZM189 16V17H190ZM197 16V15H196ZM201 16V15H200ZM200 16H198L199 18H200ZM30 17H32V18H30ZM34 17V18H33ZM136 17V16H135ZM174 17V16H173ZM179 17H180V14H179ZM183 16H181V18H182ZM28 18V19H27ZM86 18V20H84ZM85 18H83V20H82V18L79 20V28H80V25H83L84 26V24H85V26H86V24L87 23H91V24H88L87 26L89 27V25L92 27V26H94L93 25V23H95V21L92 19V18H90V17H88V19H87V17H85ZM132 18H133V16H132ZM137 18V17H136ZM172 18V17H171ZM181 18H178V16H177V20H176V22L178 21V19H181ZM195 18V17H194ZM197 18V17H196ZM207 18V17H206ZM35 19H37V21L35 20ZM135 19V18H134ZM134 19H132L133 21H134ZM147 19V18H146ZM149 19H151V18H148V20L147 21H149ZM175 19H176V17H175ZM175 19H174V21H175ZM185 19H187L186 18V16H185ZM189 19H191V18H189ZM126 20H129L130 21V19H126ZM136 20V19H135ZM153 20V19H152ZM173 20V19H172ZM171 19H170V22L172 21ZM182 21L181 22H183V19H181ZM188 20V19H187ZM42 21H44V20H42ZM146 21V20H145ZM161 21V20H160ZM165 21V20H164ZM167 21V20H166ZM199 21V20H198ZM198 21H196V22H198ZM85 22H87V23H85ZM151 22V21H150ZM150 22H149V25H150ZM154 22V21H153ZM173 22V21H172ZM172 22L171 23H169V25L170 26H168L167 27V24L168 23H166V22H164L166 25H165V27L166 28H164L165 29V31H163V29H160V28H162V27H159V29L162 31V32H167L166 31V29L168 28L169 29V33L168 34H170V32H172L174 35H172V34H170V35H168L167 33L166 34H163V36H161V37H164V35H165V37L168 35L169 37L171 36V38H170V40H169V38L167 39L166 38V40H168V41H166V42H168L169 44L168 45H172V47H173V45H176L177 43H174L175 41L174 40H171L172 39V37H173V39H175L176 40V42H178L179 43V45L184 49V51L186 52V50L185 49H188V48H190L191 47V42L189 41V39H191V35H189V34H184L185 32H184V28H183V30H182V32H184V33H182L181 31H180V29L182 28V27H175V29L174 30H179V31H174L173 29H172V31L170 30V28L169 27H171V24H172ZM175 22V23H176ZM191 22V21H190ZM189 22V23H190ZM193 22V21H192ZM84 23V24H83ZM107 23H108V25H110L109 23V21H106L105 22V24L107 25ZM133 23V22H132ZM158 23V22H157ZM157 23H155V24H157ZM177 23H179V22H177ZM187 23H188V21H187ZM97 23H95V25H96ZM137 25H139L138 23H136ZM136 24H134V28H135V25ZM143 22L140 24V25H142L141 27H151V25L149 26L148 25V23L147 22H145V25L143 26ZM152 24H154V23H152ZM162 24H163V22H162ZM161 24V25H162ZM196 24V23H195ZM198 24V23H197ZM136 25V27H138ZM164 25V24H163ZM176 25V24H175ZM188 25V24H187ZM192 25V24H191ZM204 25V24H203ZM38 26V27H39ZM73 25L71 24V26L70 27H72ZM83 26H81V28L82 29H80V30H84L85 31V29L87 30L88 28H87V26H86V28H85V26H84V28H83ZM157 26H160V25H156V26H154L153 25V27H151V29L152 28H155V27H157ZM172 26H173V24H172ZM109 27V26H108ZM110 27H111V25H110ZM164 27V26H163ZM187 27V26H186ZM190 27V29H191V26H189ZM193 27V26H192ZM140 28V27H139ZM177 28V29H176ZM180 28V29H179ZM203 28H205V27H203ZM41 29V30H42ZM89 29H93V27L92 28H90L89 27ZM88 29V30H89ZM135 29H137V28H135ZM135 29H133V30H135ZM147 29V28H146ZM151 29H149L148 28V31H150L151 33H154L157 29H154L155 31H153V29L151 30ZM40 30V29H39ZM132 30V29H131ZM130 30V31H131ZM159 30V31H160ZM186 30V29H185ZM197 30V29H196ZM91 31V30H90ZM89 31V32H90ZM109 31H111V30H109ZM129 31V32H130ZM142 31H143V28L141 29V31L139 30V32L141 33V34H145L146 32L148 33V31H145V29H144V31H143V33H142ZM153 31V32H152ZM158 31V30H157ZM156 31V32H157ZM160 31V32H161ZM174 31V32H173ZM188 31H189V29H188ZM188 31H186V32H188ZM193 31H194V29H193ZM197 31H199V30H197ZM2 32V33H1ZM91 32H93V31H91ZM113 32V31H112ZM112 32L110 33L111 34V38H112V40H110V36L108 37L109 38V42L111 41V43H107V42H105L106 44H111V45H113V42L114 41H116V40H118L117 38L119 37V39H120V36H118L117 37V35H116V33H115V40L113 41V39H114V36L112 35ZM131 32H133V31H131ZM135 32H137V31H135ZM135 32H133L134 34L133 35H135V37L134 36H132V38H133V40L136 42V43H138V44H140V45H146V44H150V43H154V42H152V40H149L148 38H150L151 39V37H153L152 35L153 34H150L149 35V33L148 34H146V35H144V36H146V37H144V36H141V35H138V34H140L139 32H137V33H135ZM160 32L158 33V34H160ZM190 33H191V30L189 31ZM188 32V33H189ZM196 32V31H195ZM195 32L193 33L194 35H192V37L194 36V38H195V35L196 36H198L197 35V33L195 34ZM202 32V31H201ZM26 33V34H25ZM36 33V32H35ZM39 33V31H37V34ZM10 34V33H9ZM9 34H7L8 36H10ZM14 34V33H13ZM13 34L11 35V36H13ZM16 34V33H15ZM14 34V35H15ZM22 34H19V35H22ZM108 34V33H107ZM106 34V35H107ZM110 34H108V35H110ZM128 35H130L131 33H127ZM155 34V33H154ZM199 34V33H198ZM5 35V34H4ZM17 35H15L16 37H17ZM42 35V36H43ZM106 35H105V38H107L106 37ZM132 35V34H131ZM130 35V36H131ZM157 35V34H156ZM155 35V36H156ZM161 35V34H160ZM160 35H157V36H160ZM189 35V36H188ZM200 35V34H199ZM7 36V37H8ZM154 36V38H157V36L155 37ZM167 36V37H168ZM7 37L5 38V40H7ZM41 37V36H40ZM188 37H190L189 39H188ZM203 38L205 37V35L204 36H202ZM201 36L200 37H196V38H202ZM18 38V40H19V42H18V44H19V46L20 47H22V49H27L31 44H32V41L31 42H29V41H27V39L26 38H24V36L22 37V38H20L19 39V36L17 37ZM16 38V39H17ZM30 38V37H29ZM207 38V37H206ZM12 38H10V40H11ZM15 39V38H14ZM126 39V38H125ZM124 38L122 39V37H121V39H120V41L121 40H125ZM153 39V38H152ZM159 39V38H158ZM157 39V40H158ZM162 39H164V38H162ZM161 38L159 39V40H162ZM18 40H15L16 42L18 41ZM29 40V39H28ZM154 41H155V39H153ZM205 40V42H206V39H204ZM12 41H13V39H12ZM127 41V40H126ZM165 41V40H164ZM164 41H162V42H164ZM172 41H173V43H172ZM208 41V40H207ZM118 42H119V40H118ZM125 43L124 41H121V43ZM157 42H159V41H157ZM161 42V41H160ZM161 42V44H162V46L163 47H165V48H167L166 46H165V43L163 44ZM117 43V42H116ZM170 43H172V44H170ZM106 44H104V46L102 47V48H100V49H97V48H94L93 47V50H88V48H90L89 47V45H88V47L86 46V48H87V50L85 49L84 51H87V52H83V51H80V50H82L83 49V47L79 50V51H77L76 49H71V48H69V47H67V49H65L64 48V50H59V51H57L58 53H54L53 54V56L54 57H56V58H58L59 59V62L61 63V69L60 70H62V71H64L65 72V74H66V82H68L69 84H73V86H74V84H76V88H78V86H82V84H88V83H92V81L94 80L93 78H92V76L91 75H93L94 74V72L93 71H95V70H93L92 71V74H91V70L90 69H88L89 67H87V65H89L88 64V60L86 61L85 59L83 60L82 59V57H83V55H82V53H85V55H86V53L88 54V56H89V58H90V60L94 63V66L95 67H91V68H93V69H95L96 68V70H99V69H105V70H108L109 72H112L113 70H114V66H112V65H109V64H107L106 62H103V57L106 55V54H108V52H107V50H109V46H107L108 47V49H107V47L105 46ZM115 44V43H114ZM154 44H156V42L154 43ZM158 44H160V43H158ZM79 45H81V46H84V44H82V43H79ZM110 45V46H111ZM116 45V44H115ZM167 45V46H168ZM178 44H177V46H179ZM205 45H207L206 43H205ZM179 46V47H180ZM199 46V45H198ZM196 47L197 49V51H196V56H199V59H200V55H202V53H201V50L202 49H200L199 47ZM104 47H106V48H104ZM172 47H170L169 46V48H168V53L170 52L169 51V49L170 48H172ZM175 47V46H174ZM178 47V48H179ZM203 46L201 45V48H202ZM63 48V47H62ZM69 48V49H68ZM106 50H104V49ZM176 48V47H175ZM103 49V50H102ZM183 49L182 50H180V51H183ZM207 49V51L206 52H208L209 50V48H205L204 49V51ZM58 50V49H57ZM171 50V49H170ZM174 50L175 49H173V52H174ZM178 50V51H179ZM56 51V50H55ZM176 52H177V48H176V50H175ZM179 51V52H180ZM188 51V50H187ZM194 51H195V49H194ZM203 51V50H202ZM203 51V53H206V52H204ZM144 56H149V54L147 53V51H145V50H141L140 51ZM179 52H177V53H179ZM184 52V53H185ZM110 53V52H109ZM171 53V52H170ZM181 53H183V52H181ZM183 53V54H184ZM211 53V52H210ZM172 54V53H171ZM175 55H176V58H177V54L176 53H174ZM183 54H181L182 56H184ZM208 54H209V52H208ZM168 55V54H167ZM166 55V57H168ZM173 55V54H172ZM171 55V56H172ZM206 55H207V53H206ZM215 57H212V55L210 56V54H209V56L210 57H212L211 58V60L208 62L207 60L208 59H206V58H208V55H207V57H203V58H205V60H203V62L204 63H209L208 64V66H202L200 63H198L197 62V58H193V57H185L184 56V58L182 57L181 58V60L179 61L178 59H175V58H173V57H171V58H173V59H171L170 58V56H169V58H170V60H169V58H164V56L163 57H151V56H149V58H148V60H147V62H138V60L133 56V55H131L130 53H126V54H124V57L123 58H121V59H118L117 58V61L116 62H114L113 63V65H116L115 67L116 68H118L119 70L121 69V70H125L126 72H129V73H134L135 75H136V77H135V79L136 80H134V78H132L133 79V81H130V82H126L124 85H125V87H124V85H123V87L125 88V93L124 92H122V90H121V93L123 94H125L121 99L120 98H118L117 97V99H120V103L121 104H123V106H121V104H120V106L119 107H122V109H123V107H124V112L123 113H118L117 111H115V109H114V111H115V113L116 114H114L113 112H110L113 108H111L113 105H112V102L114 103V99H115V97L113 98V101L110 99L111 97H109V101H110V104H108L109 106H110V108L109 109H111L109 112L110 113H108L109 115L110 114H114L116 117L117 116H121L122 118L121 119H125L126 121H124V122H129L130 121V119L131 118H133V117H131L130 119H129V116L130 115H128V114H133L134 115V117H135V115H136V118H137V116L139 117L140 115H137L138 113H141L142 112V107H144V106H148V105H150L149 104V102H148V97L149 96H147V94L149 93V92H151V93H149L148 95H150V94H153V92H157V93H159L160 94V101H157L156 102V106L154 107H147L148 109H150V108H153V111L152 112H154L153 114H155L156 116L157 115H159L160 114V116H161V112L163 111V109H167L168 110V112L166 113V114H169L168 116L170 117V118H172L173 117V119H174V123L173 124H175V127H177V129H180L182 132H184L186 135H188L187 134V132H188V129L192 126V125H198V124H201V125H210V124H204V122H203V120H202V117H203V115L201 116V114H202V111H201V109H207V111H208V113H210L211 115H213L215 118H217L218 120H221L222 122H223V125L222 126H217V127H219L218 128V130H217V132L215 131V129L217 128V127H215V129H214V131H213V134H214V136L215 135H217V134H219V133H221V131H223V130H228V128L229 127H233V128H236L237 130V132H238V129H240L241 128V126L242 125H240L238 122H239V118H240V116H241V113L240 112H242V111H240V109L243 107V102H240L237 98H236V96L234 95V94H231L232 92H233V90L231 91V92H228L227 94H224V93H222V94H220V97L218 98V97H215V92H212L213 90H212V88H211V90H209V89H206V90H203L204 89V87H206L207 86V84L209 85H212V84H215V81H216V79H219L220 80V82H218L220 85H221V83H223L224 82V79H225V77H224V73L226 72V74H227V72L229 73V76H231V77H233L234 78V80H236L237 81V79H236V77L238 76V75H240V73H237V75H236V73H234V71H236V70H232V67H234V66H231L232 64H230L229 62H231V61H228V60H225V59H219V58H221V57H219L218 55V57L219 58H216V55L215 54H213ZM179 56L180 55H178V58H179ZM181 57V56H180ZM84 58H85V56H84ZM223 58V57H222ZM5 59H6V56H4V55H2V54H0V87H1V85H3V84H6L7 82H9V80L10 79H8L7 78V80H6V82H3V78L4 77H2L1 75H4V72H3V74H1V69H2V65L5 63ZM87 59H88V57H87ZM199 59H198V61H199ZM210 59V58H209ZM200 60H202V59H200ZM31 61V62H30ZM32 61H33V59H30L29 60V63H30V65L32 64ZM202 62V61H201ZM203 62H202V64H203ZM37 63H38V66L40 67V69H42L41 71H47V69L50 67V61H49V58H48V56L47 55H42V56H39L38 57V60H37ZM101 63H103V64H101ZM139 63H141V64H139ZM253 63L255 64V61H253ZM204 65V64H203ZM152 66L153 67H156L157 69H158V71H159V74H160V76L164 79L165 78V76H166V74L168 73V72H172L173 74L174 73H176V74H178V75H182V77H184V76H186L187 77V80L185 81V79H183L184 80V82H186V83H188L187 81H188V79H189V81L190 80H192L194 83H196V85H198V81L200 82H206L207 84H206V86H203V89H202V86H201V89L203 90L201 93H199L198 91V95L199 94H201L203 97L202 98H204V100L203 99H201L200 97V95H199V97H197V95L196 94H193V95H196V96H190V97H185V96H182V95H184L185 93L184 92H186V91H183V93H182V95H180L181 94V92H180V94H178L177 92H178V89L177 90H173V88L166 82V81H164V83H163V85H161V86H158V87H156L155 85H153V83H152V80H153V76H152V73L150 72L151 71V69H152ZM256 66V64L254 65V67ZM28 67H29V64H28ZM27 68V67H26ZM30 68H32V67H30ZM256 68V67H255ZM28 70H29V68H28ZM28 70H23V71H21L20 73H19V77H18V79H16L15 81H17V85L15 84V86L16 87H13L14 86V84H13V86L11 87L10 86V88H13V89H9L10 91H9V93H7V95H3L4 97L6 96V98L5 99H7L8 100V103L6 104V106H5V108L3 109V110H6V112L11 116V118H12V120H11V123H10V126H9V129H8V131H6V130H4L2 127H1V125H0V133L2 134V133H4L5 131H6V135L5 136H2L3 137V140L2 141H4L3 143L2 142H0V157L2 156V157H4L5 159H6V161L7 160H9V161H11L12 162V167H11V169H9V168H6L5 166V169H4V171H2L1 172V174H0V207H2V206H5L7 209H9L11 212H12V214L14 213V215L16 216V218L17 219H20V220H23V218H24V216H25V213H28V206H26V204H28V205H30V207H31V205H34V204H36V202H37V196L35 195V190H34V192L31 190V189H29V187H30V185H29V187H28V189H22L21 187H20V184L18 183V182H20L21 180V177H22V175H24V176H26L27 178H32V176L31 175H33V173H34V171L36 172V170H34V168L32 169V167L33 166H30L31 167V169L33 170V172H32V174L30 173L31 172V170L29 171V170H23L22 168H21V164H23L24 163V167H27L28 168V166L25 164V163H27L28 164V162L30 163L31 162V164L32 163H35L36 164V166L38 167L39 166V164L37 165V161H39V160H41V161H43V162H41L40 164L42 165V163H44L45 161H47L48 163L50 162V161H52V160H54L53 158H56L57 159V152H59L60 150H58L59 149V147H57V148H54V150H56V152H54L52 149V146L51 147H49L50 145L48 144L49 143V141H48V145L49 146H47L46 145V143H45V145H46V147H44L43 149H41L43 146H41V150H43V151H39L38 152V150H39V148H38V150H37V148H35L36 150H37V152H36V150H32L31 152H26L25 151V149L24 150H22V148H20V146H19V141H17V138H15V135H18V133H19V127H18V125H17V118L19 117V114L21 113V110L20 109H22V110H24V108H20V109H18V107L17 106H19L18 104H21V101L20 100H22V99H20L19 98V95L20 94H25V95H28V96H30V95H32V92H31V89H32V87H35L37 84H38V78H39V73L41 72L40 70H38V72H30V70L28 71ZM90 70V71H89ZM3 71V70H2ZM33 71V70H32ZM187 71V72H186ZM123 72V71H122ZM122 72H120L121 74H122ZM237 72V71H236ZM249 72V79H250V81L252 82V84L254 85V87L256 88V90L258 91V93H259V95H260V97H263L264 98V78H262L260 75L261 74H259L258 73V71L256 70V69H254V70H250V71H248ZM124 73V72H123ZM129 73H124L125 75H128ZM121 74H119V75H121ZM123 74V76H124V78H125V75ZM134 74H132V75H134ZM118 75V76H119ZM130 76H132L131 74H129ZM4 76H6V75H4ZM94 76V75H93ZM211 76H216L215 78L214 77H211ZM7 77V76H6ZM128 77V76H127ZM224 77V78H223ZM121 78H122V76H121ZM185 78V77H184ZM214 78V79H213ZM239 78V77H238ZM6 79V78H5ZM123 79V78H122ZM122 79H121V81H122ZM240 80H241V78H239ZM128 81H129V79H127ZM130 80H131V78H130ZM182 80V81H183ZM213 80H215V81H213ZM232 80V79H231ZM242 80H243V78H242ZM94 81H96V80H94ZM191 81V82H192ZM244 81V80H243ZM242 81V82H243ZM124 82H125V79H124ZM200 82V83H201ZM230 82H232V81H230ZM123 83V82H122ZM185 83V84H186ZM194 83H192V84H190V82H189V86H194ZM199 83V84H200ZM8 84V83H7ZM205 84V83H204ZM216 84H217V81H216ZM215 84V85H216ZM228 84V83H227ZM234 84L236 85V82L234 81ZM78 85V86H77ZM92 85H94V84H92ZM184 85V84H183ZM203 85V84H202ZM209 85V86H210ZM215 85H213L214 87H215ZM229 86H234V85H231L230 83L228 84ZM244 85V84H243ZM6 86V85H5ZM5 86H3V88L5 87ZM87 86V85H86ZM85 86V87H86ZM88 86H90V85H88ZM212 86V87H213ZM238 86V85H237ZM236 86V87H237ZM75 87V86H74ZM90 87H92V86H90ZM89 87V88H90ZM122 87V86H121ZM198 88H199V86H197ZM211 87V86H210ZM217 87H219L220 88V86H217ZM217 87H215V88H217ZM235 87V88H236ZM73 88V87H72ZM82 88V87H81ZM80 88V89H81ZM83 88H84V86H83ZM82 88V89H83ZM103 88V91L105 92L107 89H106V87H101V89ZM197 88V89H198ZM209 88V87H208ZM218 88V89H219ZM239 88H240V86H239ZM6 89V88H5ZM70 89H71V86H70ZM75 88H73V90H74ZM79 89V88H78ZM77 89V90H78ZM81 89V90H82ZM182 89V88H181ZM1 90L3 91V89L1 88ZM76 89L74 90V91H77ZM124 90V89H123ZM180 90V89H179ZM182 90H184V89H182ZM190 90L192 91V87H191V89H190V87H189V89H188V91L187 92H189L190 93ZM195 90V89H194ZM193 90V91H194ZM216 90V89H215ZM8 91V90H7ZM68 91V90H67ZM79 91V90H78ZM77 91V92H78ZM86 91H89V90H86ZM118 91V90H117ZM116 91V92H117ZM177 91V92H176ZM181 91V90H180ZM201 91V90H200ZM4 93L6 92V91H3ZM69 92H70V90H69ZM69 92H68V94H69ZM116 92H115V94H116ZM218 92H219V90H218ZM3 93V94H4ZM66 93V92H65ZM86 93V92H85ZM89 93V92H88ZM118 93H119V91H118ZM117 93V94H118ZM121 93H119L120 95H121ZM192 93V92H191ZM190 93V94H191ZM193 93H195V92H193ZM220 93V92H219ZM233 93H235V92H233ZM0 94H2V92L0 91ZM90 94H92L91 92H90ZM114 94V95H115ZM118 94V95H119ZM217 94V93H216ZM21 95V96H22ZM87 95V94H86ZM89 95V94H88ZM119 95V96H120ZM186 95V94H185ZM219 95V94H218ZM218 95H216V96H218ZM2 96V97H3ZM20 96V97H21ZM112 96V95H111ZM122 96V95H121ZM120 96V97H121ZM188 96V95H187ZM1 97V96H0ZM88 98V97H87ZM189 98V99H188ZM200 98V99H199ZM263 98H261V99H263ZM1 99V98H0ZM84 99H85V97H84ZM117 99H116V105L118 104L117 103ZM81 100H83V99H81ZM152 100H154V99H152ZM161 100H166L165 102H167V103H169L171 100L173 101V104L175 105V110H176V113H178V111H180V112H182V116L183 115H188L187 117H189V119L188 120H186L184 117H182L181 116V118L179 117V118H176V116H177V114L175 115V118H174V115H172V113L174 112H172V111H170L169 110V108H167L168 106H166L167 104L164 102V101H162V102H164V104L161 102ZM251 100V101H250ZM248 99L247 101L245 100L244 101V103L246 104V108L248 109V111H249V113L248 112H246L247 114H249L248 115V118L250 119V120H248V122H249V125H250V127H251V129H249V131L251 130V132L250 133H254V131H256L257 132V128H258V126H261L260 125V123H263L264 121H262V120H264V111L261 109V107L260 106H257V108H258V110H259V112H256V113H258L257 115H255V114H253L254 113V111L256 110V105L259 103L258 101H260V99L259 98H257V97H254L253 99ZM85 101V100H84ZM119 101V100H118ZM154 101H156V100H154ZM169 101V102H168ZM250 103H249V102ZM86 102H87V99H86ZM108 102V101H107ZM240 102V103H239ZM109 103V102H108ZM171 104H172V102H170ZM75 104V103H74ZM153 104H154V102H153ZM152 103H151V105H153ZM166 104V105H165ZM24 105V104H23ZM81 105V104H80ZM150 105V106H151ZM163 105H165V106H163ZM173 105V106H174ZM76 106V105H75ZM79 106V105H78ZM77 106V107H78ZM101 106V105H100ZM118 106V105H117ZM114 107V106H113ZM119 107H118V109H119ZM260 107V108H259ZM101 108V107H100ZM100 108H99V110H100ZM103 108H105V107H103ZM174 108V107H173ZM245 108V109H246ZM1 110H0V117L2 116L1 114H3V110H2V107L0 108ZM97 109V108H96ZM107 110H108V107L106 108ZM106 109H103V110H106ZM117 109V108H116ZM122 109H120V110H122ZM145 109V108H144ZM102 110V109H101ZM106 110V111H107ZM122 110V111H123ZM166 110V111H167ZM171 110H174V109H171ZM178 110V111H177ZM244 110V109H243ZM105 111V113H106V115H107V112ZM144 111V110H143ZM166 111H164V112H166ZM207 111H205V112H207ZM97 112H99V111H97ZM6 113V114H7ZM143 113H146V112H143ZM149 113H150V110H149ZM102 114V113H101ZM146 114H148V113H146ZM152 114V113H151ZM174 114V113H173ZM242 114H243V112H242ZM98 115V114H97ZM97 115H96V117H97ZM103 115V114H102ZM113 115V116H114ZM145 115V114H144ZM155 115H153V116H155ZM206 115V114H205ZM204 115V116H205ZM101 116V115H100ZM112 116V117H113ZM149 116H151L150 114H149ZM149 116L147 115L146 116V118L148 117L149 118ZM155 116V117H156ZM160 116H157L158 118L160 117ZM162 116H163V114H162ZM167 116V117H168ZM63 117V116H62ZM64 117H65V114H64ZM64 117H63V119H61V121H64ZM108 117V116H107ZM111 117V115H110V118H112ZM242 117V116H241ZM113 118H115V117H113ZM119 118V117H118ZM135 118V119H136ZM144 118H145V116H144ZM170 118H167V119H170ZM204 118V120H205V117H203ZM213 118V117H212ZM244 118V117H243ZM99 119L101 120V118L99 117ZM103 119H105L104 117H103ZM115 119H117V118H115ZM137 119H140V118H137ZM150 119V118H149ZM152 119H153V117H152ZM155 119V118H154ZM246 119V118H245ZM110 120V119H109ZM112 120H114V119H111V121ZM132 120V119H131ZM141 120V119H140ZM139 120V121H140ZM144 120V119H143ZM157 120V119H156ZM163 120V119H162ZM237 120H238V122H237ZM104 121V120H103ZM107 121V120H106ZM106 121L104 122V123H106ZM111 121H110V123H111ZM160 121H161V118H160ZM167 121H169V120H167ZM251 121V122H250ZM79 122H80V120H79ZM136 122V121H135ZM159 122V121H158ZM162 122V121H161ZM172 122V121H171ZM170 122V123H171ZM209 122V121H208ZM221 122V123H222ZM78 123V122H77ZM131 123V122H130ZM130 123H126L125 125L126 126H128V127H130L128 130L129 131H131V128L132 129H134L135 131H137V133H139L140 132V134H142V135H144V133H143V127L144 126H140L141 124H139L138 122H136V123H132V125L130 124ZM142 123V122H141ZM167 123V122H166ZM214 123V122H213ZM220 123V122H219ZM251 123V124H250ZM159 124V123H158ZM161 124H163V123H161ZM241 124H243V123H241ZM142 125H144V124H142ZM145 125H146V123H145ZM166 125V124H165ZM170 125V124H169ZM147 126V125H146ZM146 126L144 127V130H145V128H146ZM174 125H172L171 127H173ZM207 126V127H208ZM127 127V128H128ZM164 127V126H163ZM169 127V126H168ZM174 127V128H175ZM202 127H205V126H201V129H202ZM246 127V126H245ZM150 128V127H149ZM153 128H154V126H153ZM196 128H198V127H196ZM211 128V127H210ZM214 128V127H213ZM212 128V129H213ZM233 128H232V131H233ZM242 128H244V125H243V127ZM166 129V128H165ZM176 129V128H175ZM191 129V128H190ZM193 129V128H192ZM195 129V128H194ZM199 129V128H198ZM206 129V128H205ZM211 129V130H212ZM246 129V128H245ZM128 130H126V132L128 131ZM134 130H132V131H134ZM155 130H157V129H155ZM161 130V129H160ZM207 130H210V129H208L207 128ZM207 130L205 131V132H207ZM3 131V132H2ZM129 131L127 132V133H129ZM132 131H131V133H132ZM148 130H146V134L149 132H147ZM166 131V130H165ZM179 131V130H178ZM195 131V130H194ZM231 131V130H230ZM236 131H233V132H236ZM241 131V130H240ZM261 131V130H260ZM56 132V137L57 138H61L62 137V131H60V130H57V131H55ZM151 132H153V131H151ZM173 132V131H172ZM201 132H202V130H201ZM225 132V131H224ZM228 132V131H227ZM247 132V131H246ZM20 133H21V130H20ZM19 133V134H20ZM41 133H42V136H43V139H45L46 137H49V135L48 136H46V131L45 130H42L41 131ZM136 133V132H135ZM136 133V134H137ZM155 133V132H154ZM157 133V132H156ZM160 133V132H159ZM198 133H200V131L198 132ZM223 133V132H222ZM239 133V132H238ZM259 133V132H258ZM130 134V133H129ZM133 134V133H132ZM167 134H168V132H167ZM203 134H204V132H203ZM203 134H197L196 135V133H195V137L193 138L194 139V141H192L193 139H189V140H187V138H188V136H187V138H186V142H187V144L189 143L190 145H193L194 144V146H198L199 145V142L201 141V139L204 137L203 136ZM207 134H208V132H207ZM210 134H212V132H210ZM224 134V133H223ZM222 134V135H223ZM226 134V133H225ZM229 134V133H228ZM228 134H226V135H228ZM240 134H241V132H240ZM54 135V134H53ZM137 135H139V134H137ZM152 135H153V133H152ZM152 135H151V137H150V139H149V137H148V139H146L145 140V137H143V139H144V146L146 147V148H154V154H152V159H146V157L147 156H144V155H141V157L139 158L138 156L140 155H137L136 153V155H134L133 153V157L135 158V156L137 157V158H135V159H137L138 161V164H140V168H141V170H143V171H141V172H143L142 174H144V179L143 178H141L140 176V178L142 179V180H144L143 182H142V184L144 185H142L143 187H145L147 184H150L151 183V185H153L152 183H154L155 185H156V183L158 184V183H160V181L158 182V180H157V178L156 177H158V176H156V171H157V167L161 164V163H163V161L161 162V163H158V162H160V160L161 159H163V160H165L166 158H170V159H174L175 157H176V154L178 153L177 151H178V147H179V145H178V147L176 146V143H173V142H171V141H168V140H170V139H172V138H170V135H168L169 136V138L170 139H165V137H164V139L162 138H157V136L156 137H152ZM172 135V134H171ZM209 135V134H208ZM220 136H221V134H219ZM225 135V136H226ZM237 135V134H236ZM235 135V136H236ZM45 136V137H44ZM149 136V135H148ZM154 136V135H153ZM167 136V137H168ZM177 136V135H176ZM211 135H209V136H207V138L209 139H207L206 138V135H205V138H206V140H208V142H207V144L206 145H208V147L211 149V150H213V152L215 151H218V150H221L222 151V153H223V146H222V149L220 148V147H218L217 145V143H216V141H218V140H216L215 141V138L216 137H210ZM17 137V136H16ZM55 137V136H54ZM146 137H147V135H146ZM160 137V136H159ZM219 137V136H218ZM217 137V138H218ZM51 138H53V136L51 137ZM134 138V137H133ZM132 138V139H133ZM190 138V137H189ZM239 138V137H238ZM47 139V138H46ZM45 139V140H46ZM131 139V138H130ZM135 139V138H134ZM138 139V138H137ZM174 139V138H173ZM220 139V138H219ZM222 139V138H221ZM226 139V138H225ZM44 140V141H45ZM49 140V139H48ZM51 140V139H50ZM54 141H55V138L53 139ZM59 140V139H58ZM58 140H56V141H58ZM136 140V139H135ZM139 140V139H138ZM141 140V139H140ZM205 140V139H204ZM238 140V139H237ZM240 140V139H239ZM96 141V140H95ZM133 141V140H132ZM172 141H175V140H172ZM224 141H227V140H224ZM242 141V140H241ZM239 141L240 142V144L244 141ZM76 142V141H75ZM75 142L73 141V143L75 144ZM79 142V141H78ZM176 142L177 143H179V142H181V141H179L178 142V139L176 140ZM185 142V143H186ZM202 142H203V140H202ZM206 142V141H205ZM205 142H203V143H205ZM223 143V141H219V143ZM228 142V141H227ZM249 142V141H248ZM51 143V145H56V142L54 143V144H52V142H50ZM59 143V142H58ZM61 143V142H60ZM98 143V142H97ZM131 143H134V142H131ZM182 144H183V142H181ZM201 143V142H200ZM202 143V144H203ZM220 143V145H222ZM224 143H226V142H224ZM238 143V142H237ZM244 143H246V142H244ZM64 144V143H63ZM77 144V143H76ZM182 144H180V145H182ZM201 144V145H202ZM243 144V143H242ZM251 144V143H250ZM42 145H43V141H42ZM44 145V146H45ZM54 145V146H55ZM85 145V144H84ZM189 145V146H190ZM205 145V144H204ZM244 146H245V148L243 147H241L242 149H247L246 147H248L249 145L248 144H243ZM252 145V144H251ZM250 145V146H251ZM58 146V145H57ZM60 146H61V144H60ZM74 146V145H73ZM78 146V145H77ZM87 146V145H86ZM139 146V145H138ZM200 146V145H199ZM199 146H198V149H199ZM228 146V145H227ZM34 147H37V146H34ZM56 147V146H55ZM63 147V146H62ZM81 147V146H80ZM79 147V148H80ZM84 146H82V148H83ZM141 147V146H140ZM191 147H193V146H191ZM190 147V148H191ZM203 147V146H202ZM202 147H201V149H202ZM226 147V146H225ZM73 148V147H72ZM75 149H76V146L74 147ZM73 148V149H74ZM82 148H80V149H82ZM86 148V147H85ZM178 148V149H177ZM184 148H186L187 149V147L185 146ZM184 148H182L181 147V149H180V151H179V157L181 156V154H182V156H185L186 154L188 155V157H189V159L190 158H192V154H193V152H194V150L196 151V152H198L197 151V149H191V150H193V152H192V154H189V153H191V152H186V151H184L185 149ZM193 148H195V147H193ZM252 148V147H251ZM30 149H32L31 147H30ZM29 149V150H30ZM34 149V148H33ZM62 149V148H61ZM79 149V150H80ZM205 149V148H204ZM203 149V150H204ZM226 149H228V148H226ZM86 150H88V149H86ZM100 150V149H99ZM152 150V149H151ZM190 149H189V151H191ZM208 150V149H207ZM210 150V151H211ZM248 150V149H247ZM70 151V150H69ZM73 151V153H74V150H72ZM71 151V152H72ZM82 151V150H81ZM89 151V150H88ZM134 151V150H133ZM225 152H227L226 150H224ZM57 153L56 155H54V156H56V157H52V159L50 158L51 157V155H53L54 153ZM70 152V153H71ZM86 152V151H85ZM117 152V151H116ZM115 152V153H116ZM137 152V151H136ZM220 152V151H219ZM62 153H64L63 151H61V154ZM68 153V152H67ZM72 153V156L76 153H74L73 154ZM77 153H79L78 151H77ZM76 153V156L78 155V160H79V156H81V155H79V154H77ZM87 153V152H86ZM119 153V152H118ZM146 153H148V151L146 152ZM151 153V152H150ZM195 153V152H194ZM218 153V152H217ZM81 154V153H80ZM85 154V153H84ZM112 154V153H111ZM223 154H225V153H223ZM60 155V154H59ZM66 155H70L71 156V154H65V156L63 157L62 155H60V158L62 159V157L63 158H66L67 159V157H66ZM90 155V153L88 154V156ZM91 155H93V154H91ZM113 156L112 157H114L116 154H112ZM118 155V154H117ZM116 155V156H117ZM196 155V154H195ZM216 155V154H215ZM221 155V154H220ZM62 156V157H61ZM75 156V155H74ZM73 156V158L72 157H70V158H72V160H71V162L73 163V165L71 164V165H69V164H65L66 166L67 165H69V166H71V170L72 171H70L67 175H68V177H67V179H66V175H62V177H64L65 176V178L64 179H66V180H64V179H62V181H60L59 182V184L60 183H62L63 181V186L64 187H62V184H60L61 185V187L62 188H65L64 190H65V194L67 195V199H68V197L70 198V197H72V195H71V191H73L74 192V190L75 191H77L76 190V186H73V182L71 183V179L72 178H74V179H76V181L78 180L79 181V177H80V180H82L84 183L87 181V179H86V181H84L83 179H81V178H83V173H79V172H82V170H84V168H83V166L85 165L84 163H82V164H84V165H82L81 166V168H79L80 166V161L78 162V160H77V162H76V157H74ZM83 156V155H82ZM81 156V157H82ZM87 156V155H86ZM102 156V155H101ZM119 156V155H118ZM198 156H199V154H198ZM213 156V155H212ZM218 156H219V154H218ZM217 156V157H218ZM1 157V158H2ZM80 157V158H81ZM85 157V156H84ZM95 157V156H94ZM107 157V156H106ZM131 157H132V155H131ZM142 157L144 158L145 157V159H142ZM179 157L177 156L176 158H178L179 159ZM186 157V156H185ZM184 157V158H185ZM69 158V157H68ZM74 158H76V159H74ZM91 158V157H90ZM96 158V157H95ZM102 158V157H101ZM100 158V159H101ZM120 158V157H119ZM139 158V159H138ZM150 158V157H149ZM175 158V159H176ZM199 158V157H198ZM3 159V158H2ZM55 159V160H56ZM61 159H59V160H61ZM83 159V158H82ZM81 159V160H82ZM99 159V158H98ZM105 159V158H104ZM106 159H108V158H106ZM112 159H114V158H112ZM116 159H118V158H116ZM126 159H127V157H126ZM129 159H130V157H129ZM128 159V160H129ZM195 159H197V158H195ZM4 160V159H3ZM3 160H1V161H3ZM58 160V161H59ZM69 160V159H68ZM85 160V159H84ZM91 160H92V158H91ZM97 160V159H96ZM118 160H120V159H118ZM121 160H122V158H121ZM177 160V159H176ZM181 160V159H180ZM182 160H184V159H182ZM191 160V159H190ZM190 160H188V161H190ZM67 160H65V162H66ZM70 161V160H69ZM86 162L88 161V159L87 160H85ZM94 161V160H93ZM108 161V160H107ZM116 161V160H115ZM134 160H129V161H126V162H123L121 165H122V167L118 164V166H111V165H109V163H107L109 166H111V167H115L114 168V170H110V171H113L114 173H115V176L114 177H116V176H120V174H121V172H123L122 171V168H123V170L125 169V171L127 170L129 173H133L134 172V168H135V166L137 165L138 166V169H140L139 168V165L138 164H135L134 165V162H133ZM166 161V160H165ZM185 161V160H184ZM183 161V162H184ZM187 161V162H188ZM193 161H195L196 163H198L196 160H193ZM5 162V161H4ZM40 162V161H39ZM46 162V164L49 166V164ZM52 162H54V161H52ZM60 162V161H59ZM95 162V161H94ZM94 162H93V165H95L94 164ZM96 162H98V161H96ZM113 162V161H112ZM111 162V163H112ZM117 162V161H116ZM119 162V161H118ZM117 162V163H118ZM136 162V163H137ZM169 162V161H168ZM168 162H167V165H168ZM171 162V161H170ZM181 162V161H180ZM195 162H193V163H195ZM68 163V162H67ZM89 163V162H88ZM102 162H100L99 164L100 165H102L101 164ZM105 163V162H104ZM117 163H115V164H117ZM121 163V162H120ZM173 163H174V161H173ZM176 163V162H175ZM186 163V162H185ZM53 164V163H52ZM57 164H58V162H57ZM61 164V165H60ZM159 164V165H158ZM172 164V163H171ZM192 164V163H191ZM30 165V164H29ZM34 165V164H33ZM41 165H40V167H41ZM53 165H55V166H59L60 165V167L61 166H63V160H61V162L59 163V165H56V161H55V164H53ZM86 165H89V164H86ZM90 165H91V163H90ZM105 165V164H104ZM114 165V164H113ZM162 165V164H161ZM160 165V167H162ZM166 165V164H165ZM170 165V164H169ZM168 165V166H169ZM186 165V164H185ZM44 167V169H45V165H43ZM68 166V167H69ZM72 166H73V168H72ZM136 166V167H137ZM163 166H164V164H163ZM231 166V165H230ZM230 166H228L227 167V170H230V169H232L233 170V168H231ZM250 166H251V164H250ZM254 166V165H253ZM3 167V166H2ZM29 167V168H30ZM39 167V168H40ZM50 167V166H49ZM64 167V166H63ZM96 167V166H95ZM98 167V166H97ZM104 167V166H103ZM158 168L159 169V171H161L160 169L161 168ZM171 167V166H170ZM170 167H169V169L168 170H170ZM187 168H188V170L190 169L189 168V166H186ZM195 168H196V166H194ZM235 167V166H234ZM28 168V169H29ZM42 168V169H43ZM48 168V167H47ZM53 168V167H52ZM56 168H58V167H56ZM83 168V169H82ZM87 169L86 170H88L89 172H90V169H88V166L86 167ZM92 168L94 169V167L92 166ZM92 168H91V171H92ZM102 168V167H101ZM105 168H107V166L105 167ZM168 168V167H167ZM172 168V167H171ZM253 167H251V169H252ZM41 169V170H42ZM51 169V168H50ZM55 168H53V169H51V170H54ZM65 169V168H64ZM70 169V168H69ZM79 169L81 170V171H79ZM98 170L100 169V168H97ZM109 169H110V167H109ZM136 169V168H135ZM226 169V168H225ZM251 169H248V170H250L251 171ZM0 170H2V168L0 169ZM41 170H39V171H41ZM60 170L61 171H64V170H62L61 168H60ZM166 170V169H165ZM164 170V171H165ZM61 171H56V173L57 172H61ZM67 171V170H66ZM85 171V170H84ZM100 171V170H99ZM98 171V172H99ZM102 171H103V169H102ZM108 171V170H107ZM110 171H108L109 173H110ZM140 171V170H139ZM171 171V170H170ZM195 171V170H194ZM231 171V170H230ZM86 172V171H85ZM98 173L97 172V170H95L94 169V173ZM101 172V171H100ZM106 172V171H105ZM105 172H103L104 173V175H107L108 176V174L109 173H107V174H105ZM112 172V173H113ZM190 172V171H189ZM192 172V171H191ZM225 172V171H224ZM252 172V171H251ZM62 173V172H61ZM61 173H59V175L61 174ZM64 173V172H63ZM67 172H65V174H66ZM91 173V174H90ZM89 174L88 173H86V174H84L92 183H93V185H98L99 184V182H100V186H101V181H98V180H100V179H98V178H100L99 177V175L97 176V174H94L93 173V171L92 172H90ZM113 173V174H114ZM125 173V172H124ZM128 173V174H129ZM137 173H139V172H137ZM160 173V172H159ZM165 173H167V171H165ZM169 173V175H167V176H169V179H167L168 180V182H169V180H170V173L171 172H168ZM231 173V172H230ZM236 173V172H235ZM250 173V172H249ZM248 173V174H249ZM256 173V172H255ZM258 173V172H257ZM102 174V173H101ZM113 174H111V175H113ZM133 174H135V173H133ZM141 174V173H140ZM226 174H229V173H227V172H225V176H226ZM251 174V173H250ZM249 174V175H250ZM103 175V174H102ZM103 175V176H104ZM135 175H137V174H135ZM164 175V174H163ZM166 175V174H165ZM164 175V176H165ZM172 175V174H171ZM175 175V174H174ZM174 175L173 176H171V179H172V177H174ZM234 175V174H233ZM261 175V174H260ZM259 175V176H260ZM103 176H102V178H103ZM106 176V177H107ZM127 176V175H126ZM133 176V175H132ZM142 176V175H141ZM167 176H165V177H167ZM193 176V175H192ZM228 176H230V175H228ZM257 176V175H256ZM25 177V178H26ZM111 177H113V176H111ZM125 176H124V174H123V178H124ZM131 177V176H130ZM134 177V176H133ZM165 177H163V178H165ZM194 177V176H193ZM193 177L191 178V179H193ZM232 177V176H231ZM250 177H251V175H250ZM23 178V177H22ZM24 178V179H25ZM31 178H30V181H31ZM117 178V177H116ZM122 178V179H123ZM132 178V177H131ZM135 179L137 178V177H134ZM139 178V179H140ZM168 178V177H167ZM227 178V177H226ZM251 178H253V177H251ZM250 178V179H251ZM255 178V177H254ZM253 178V179H254ZM61 179V178H60ZM73 179V181H75ZM121 178L119 179L118 178V180H122ZM126 179H127V177H126ZM135 179H133L135 182H136V180ZM138 179V180H139ZM179 179V178H178ZM230 179V178H229ZM232 179V178H231ZM256 179H257V177H256ZM260 179V178H259ZM263 179V178H262ZM88 180V181H89ZM109 180V179H108ZM117 180V181H118ZM132 180V179H131ZM131 180H127V181H129L130 183L132 182V184L131 185H133V180L131 181ZM138 180H137V182H138ZM163 180H165V179H163ZM174 180V179H173ZM177 180V179H176ZM103 181H106V179L104 180H102V182ZM110 181V180H109ZM124 181H126V180H124ZM141 181V180H140ZM139 181V182H140ZM157 181V182H156ZM172 181V180H171ZM253 181H255V180H253ZM28 182H29V179H28ZM43 182V181H42ZM91 182H90V184H91ZM106 182H108V181H106ZM122 182V181H121ZM145 182V183H144ZM161 182H162V180H161ZM167 182V181H166ZM168 182H167V184H168ZM173 182V181H172ZM177 182V181H176ZM179 182V181H178ZM262 182V181H261ZM21 183V182H20ZM31 183V182H30ZM40 183V182H39ZM76 183V182H75ZM79 183H81L80 181L78 182V184ZM116 183V182H115ZM119 183V182H118ZM123 183V182H122ZM171 183V182H170ZM170 183H169V185H170ZM175 183V182H174ZM248 183V182H247ZM18 184H19V186H18ZM32 184V183H31ZM41 184V183H40ZM47 184V183H46ZM45 183H42L40 186H37V187H40L41 189V192L43 191V192H46L47 190H48V187L47 186H49V184L48 185H46ZM87 183H85V185H86ZM89 183L87 184V185H89V187L91 186V187H93L92 186V184L90 185ZM103 184L104 185H106L104 182H103ZM102 184V185H103ZM121 184V183H120ZM160 184H162V183H160ZM177 184V183H176ZM180 184V183H179ZM250 184V183H249ZM75 185V184H74ZM77 185V184H76ZM81 185H82V183H81ZM84 185V184H83ZM118 185V184H117ZM121 185H123V184H121ZM130 185V184H129ZM130 185V186H131ZM134 185H135V183H134ZM137 185H140V184H137ZM141 185L139 186V187H141ZM150 185V186H151ZM163 185V184H162ZM178 185V184H177ZM182 185V184H181ZM247 184H245V186H243V185H241V186H239V190H238V192H237V190H236V192H237V195L238 196H241L242 195V193H246L245 191H247L246 189H248V188H250L249 186H246ZM32 186V185H31ZM51 186V185H50ZM80 186V185H79ZM79 186H77V187H79ZM100 186H97V187H100ZM126 186H127V182H126ZM136 186V185H135ZM149 186V185H148ZM150 186L149 187H147L146 186V188L148 189V188H150ZM154 186V185H153ZM243 186V187H242ZM74 187V190H71V188H73ZM82 186H80V188H81ZM96 187V191H97V189H99V188H97ZM112 187V186H111ZM114 187V186H113ZM120 187V186H119ZM123 187V186H122ZM125 187V186H124ZM142 187V188H143ZM162 187V186H161ZM160 186H159V184H158V186H156V188L155 189H157L156 191H155V194H154V192L153 191H150V192H152V194H154V201H153V204L154 203H156L157 204V201L159 202V199L160 198H163V192L164 191H162V189H166V187H162L161 188ZM171 187V190L170 191H173V189L175 190V189H177V188H173L172 189V187H174L173 186V184H172V186H170ZM176 187V186H175ZM208 187V186H207ZM31 188V187H30ZM34 188H36V187H34ZM34 188H32V189H34ZM50 188V187H49ZM83 188V187H82ZM85 188H88V186L87 187H85ZM84 188V190H86ZM103 188H104V186H103ZM103 188H101V189H103ZM105 188H108V187H105ZM126 188V190H127V188L128 187H125ZM130 188H132V187H130ZM129 188V189H130ZM151 188H152V186H151ZM154 188H152V189H154ZM168 188H169V186H168ZM181 188V187H180ZM180 188H179V191H180ZM256 189V190H259V189H263L264 190V185H263V182L262 183H259L258 182V184L256 183V181H255V183L254 184H251V188H250V190L251 189ZM89 189H91V188H89ZM89 189H87V190H89ZM93 189V188H92ZM101 189H99V190H101ZM112 189V188H111ZM134 188H132V189H130V190H132L131 192H128L127 194L125 193V195L123 196V198L121 199V200H123L124 199V201L123 202H126V205L129 207H126L124 204H121V205H124V207L125 208H128V211H127V209L125 210V213H127V215L126 214H124V215H126V217H127V219H128V217L130 216V217H132V219H134L133 220V222L132 221H129V219H131V218H129L126 222H123L124 223V225L122 226V225H120L119 223H117V225L119 224V226H120V229H121V234L123 235V240H121V242L120 243H117L116 244V246L112 249V251L110 252L112 255H113V257H112V259L113 258H115V257H119V258H125L126 260H127V262L129 263V264H151V263H148V260H147V258L145 257L146 255H145V253H144V251H147V249H150L151 251H156V252H158V253H160V254H165V253H167L168 252V250L170 249V246H172V244H170L168 241H164V239H163V241H161V243L159 242V240L157 241L156 239L157 238H159L157 235H154V239L152 240H147V238L146 237H144V232L143 231H145V230H143L144 228L142 227V226H144L145 225V227H146V224H145V222L147 221L144 217V215H150V214H147V213H149L150 212V209H151V207L152 206H149L150 204H152L151 202H150V204L148 205V203H147V205L145 204V202L144 201H142V198L143 197H140L139 195L141 194V193H139L138 194V191L139 190H133ZM138 189V188H137ZM147 189H145L146 191H147ZM183 189V188H182ZM210 189H211V187H210ZM253 189L251 190V191H253ZM63 190V189H62ZM63 190V191H64ZM81 190V189H80ZM83 190V192H86V191H84ZM98 190V191H99ZM104 190V189H103ZM110 190V189H109ZM142 190H144V189H141V191ZM167 190V189H166ZM166 190H165V193H166V196L170 193V194H172L170 191H169V193L167 194V192H166ZM249 190V189H248ZM255 190V191H256ZM262 190V191H263ZM37 191H39V190H37ZM49 191H50V189H49ZM47 192V194L48 193H50V192ZM63 191H61V193H63ZM79 191V190H78ZM92 191V190H91ZM90 191V192H91ZM121 191H122V189H121ZM121 191H119V192H121ZM190 191V190H189ZM195 191V190H194ZM202 191V190H201ZM206 191V190H205ZM260 191V190H259ZM259 191L257 192V193H259ZM41 192L39 191V194L40 195H38V197L39 198H41L42 196H41ZM90 192H88L87 191V193H90ZM144 192V191H143ZM174 192V191H173ZM183 192V191H182ZM197 192H199V191H197ZM197 192H196V194H197ZM203 192V191H202ZM79 193V192H78ZM92 193V192H91ZM95 193V192H94ZM93 193V194H94ZM108 193V192H107ZM117 193H118V191H117ZM123 193H124V191H123ZM146 193V192H145ZM175 193V192H174ZM176 193H177V191H176ZM175 193V194H176ZM179 193V192H178ZM181 193V192H180ZM190 193V192H189ZM201 192H199L198 194L199 195H203V194H205V193H201ZM249 193V192H248ZM253 193V192H252ZM38 194V193H37ZM43 195H44V197H42V202H43V198H45V197H47V195H46V193H42ZM73 194V193H72ZM75 194H77V192L75 193ZM74 194V195H75ZM83 194V193H82ZM92 194V195H93ZM98 194V193H97ZM115 194V193H114ZM144 194V193H143ZM147 195H148V193H146ZM145 194V195H146ZM184 196H185V194L184 193H182ZM188 194V193H187ZM194 194V193H193ZM197 194V195H198ZM263 194V193H262ZM261 194V195H262ZM49 195V194H48ZM66 195H64V196H66ZM73 195V196H74ZM89 195H91V194H89ZM94 195H96V194H94ZM93 195V196H94ZM113 195V194H112ZM151 195V194H150ZM181 195V194H180ZM243 195H246V194H243ZM61 196H63V195H61ZM97 196V195H96ZM110 196V195H109ZM115 196H118V195H115ZM120 196H121V193H120ZM121 196V197H122ZM142 196H144V195H142ZM169 196V195H168ZM174 196V195H173ZM172 195H171V198L173 197ZM183 196V197H184ZM191 196V195H190ZM189 196V197H190ZM196 196V195H195ZM89 197V196H88ZM120 197V198H121ZM147 197V196H146ZM145 197V198H146ZM151 197V196H150ZM153 197V196H152ZM178 197H179V195H177V199L176 198H172L171 200H168V201H171V203L168 205V203H167V207H169V211H172V212H174L173 213V215L174 214H176V218L174 219V218H172V216L170 215V217L172 218V219H174V220H170L169 218H167L168 219V221L165 219L166 218V216H167V214L165 215V217H164V219L163 218H161V219H163V220H166L168 223H166V224H168V227L169 226H179V227H183L184 225H185V223H186V214H187V210L188 209H191V206L189 207V205H191L192 204V201H191V203L190 204H188L189 203V201H185L184 202V200L183 199H180V200H178ZM181 197V196H180ZM183 197H181V198H183ZM194 197V196H193ZM201 197V196H200ZM243 197V196H242ZM247 197V196H246ZM48 198V197H47ZM50 198V197H49ZM75 198H78L77 196H75ZM74 198V199H75ZM86 198V197H85ZM95 198V196L93 197V199ZM165 198V197H164ZM170 198V197H169ZM65 199V198H64ZM70 199H72V198H70ZM79 199V198H78ZM115 199H116V197H115ZM114 199V197H113V200L114 201H116V200H119V199H116L115 200ZM147 199H151V198H147ZM166 199V198H165ZM189 199V198H188ZM192 199V198H191ZM238 199H240L239 197H238ZM40 200V199H39ZM45 200V199H44ZM112 200V199H111ZM112 200V201H113ZM143 200H145V199H143ZM153 200V199H152ZM151 200V201H152ZM162 200V199H161ZM182 200V201H181ZM242 200V199H241ZM245 200V199H244ZM50 201V200H49ZM48 201V204L49 203H51V202H49ZM66 202L68 201V200H65ZM69 201H71V200H69ZM72 201H73V204L75 203L74 201L75 200H73L72 199ZM97 201V200H96ZM109 202H110V200H108ZM107 201V202H108ZM148 201H150V200H148ZM166 201V200H165ZM165 201H164V203H165ZM39 202H41V201H39ZM41 202V203H42ZM89 202V201H88ZM117 202V201H116ZM121 202V201H120ZM120 202L118 203V206H120ZM122 202V203H123ZM144 202V203H143ZM161 202V201H160ZM163 202V201H162ZM161 202V203H162ZM246 202H248V201H246ZM258 202V201H257ZM256 202V203H257ZM45 203V202H44ZM63 203V202H62ZM72 203V202H71ZM70 203V205H72ZM91 203H92V201H91ZM163 203V204H164ZM237 204L239 203V201L238 202H236ZM243 203V202H242ZM252 203V202H251ZM261 203V202H260ZM46 204H47V199H46ZM45 204V205H46ZM67 204V203H66ZM69 204V203H68ZM67 204V205H68ZM88 204V203H87ZM94 204H97V203H94ZM109 204V203H108ZM107 204V205H108ZM111 204V203H110ZM109 204V205H110ZM113 205H114V202L112 203ZM111 204V205H112ZM155 204V206H157ZM243 204H246V203H243ZM2 205V206H1ZM110 205V206H111ZM112 205V206H113ZM116 205V204H115ZM166 205V204H165ZM165 205H164V207H165ZM239 205V204H238ZM240 205H241V201H240ZM249 205H251V204H249ZM255 205V204H254ZM43 206V205H42ZM51 207L53 206L52 204L50 205ZM73 206H75V205H73ZM87 206V205H86ZM111 206V207H112ZM33 207V206H32ZM66 207V206H65ZM69 207H71L72 208V206H69ZM76 207H78V206H76ZM75 207V208H76ZM81 207H82V205H81ZM124 207H122V210H124L123 208ZM240 207V206H239ZM252 207V206H251ZM254 207V206H253ZM46 208H47V206H46ZM45 207H44V209H46ZM50 208V207H49ZM70 208V209H71ZM74 208V207H73ZM80 208V207H79ZM83 208H84V206H83ZM87 208V207H86ZM95 207H93V209H94ZM121 208V207H120ZM154 208V207H153ZM246 208V207H245ZM82 209V208H81ZM81 209H80V211L79 212H81ZM111 209L112 208H110V211H111ZM118 209V208H117ZM116 209V210H117ZM166 209V208H165ZM243 209V208H242ZM253 209V208H252ZM251 209V210H252ZM43 210V209H42ZM49 210V209H48ZM47 210V211H48ZM51 210V209H50ZM66 210H67V208H66ZM90 210V209H89ZM122 210H120V212L122 211ZM153 210V209H152ZM168 210V209H167ZM51 211H53V210H51ZM86 211V210H85ZM114 211V210H113ZM127 211V212H126ZM46 212V211H45ZM43 213L44 215H34L33 217H32V221L35 223V224H37V226H38V228H39V230L41 229V230H46V232H43V231H41L40 233L39 232H37L35 235H37L36 237H38L39 238V244L41 245L39 248L41 249V251H42V255L44 256V259L46 260V262H47V264H61L60 263V260H59V258H58V254L56 253V251L54 250L55 248H54V246H55V244H56V246H57V242H58V249L61 247H63V246H66V245H68V246H70L71 247V249H70V247H69V249L72 251V248L74 247L73 245H74V243L72 244L71 243V241H72V239L71 238H68L67 236H65L64 237V235H67V232H69V229H68V231L65 233V230L67 229V228H65V226H67V225H62V223H59V222H62V221H59L58 223H56L55 221H51V220H49L47 217H46V213ZM191 212V211H190ZM39 213V212H38ZM76 213V212H75ZM111 213V212H110ZM114 213H115V211H114ZM121 213H123V212H121ZM151 213V212H150ZM169 213V212H168ZM41 214V213H40ZM83 214H85V213H83ZM120 214V213H119ZM170 214H171V212H170ZM33 215V214H32ZM114 215V214H113ZM189 215V214H188ZM50 216V215H49ZM78 216V215H77ZM116 216H118L117 215V213H116ZM116 216H115V218H116ZM120 216H122V215H120ZM119 216V217H120ZM144 216V217H143ZM169 216V215H168ZM167 216V217H168ZM175 216V215H174ZM255 216V215H254ZM257 216H258V214H257ZM74 217H76V216H74ZM84 217V216H83ZM82 217V218H83ZM89 217V216H88ZM97 217V216H96ZM95 217V218H96ZM110 217H112V216H110ZM144 218L143 220V223H144V225H142L141 226V218ZM151 218H152V215L150 216ZM159 217H162V216H160L159 215ZM50 218V217H49ZM91 218V217H90ZM107 218H109V217H107ZM113 218V217H112ZM151 218H149V219H151ZM154 218V217H153ZM158 218V217H157ZM156 218V219H157ZM256 218V217H255ZM254 218V219H255ZM259 218V217H258ZM262 218H263V216H262ZM51 219V218H50ZM78 220H79V218H77ZM88 219V218H87ZM98 219V218H97ZM114 219V218H113ZM117 219H118V217H117ZM122 220L123 219H125V216H124V218L122 217L121 218ZM155 219V220H156ZM161 219H160V221H159V219H157L159 222H162L161 221ZM264 219V218H263ZM89 220V219H88ZM91 220V219H90ZM99 220V219H98ZM121 220V221H122ZM126 220V219H125ZM124 220V221H125ZM141 220V221H140ZM152 220V219H151ZM188 220V219H187ZM257 220V219H256ZM259 220H261V218H259ZM92 221V220H91ZM101 222H102V220H100ZM105 221V220H104ZM111 221V220H110ZM118 222H119V220H117ZM116 221V222H117ZM149 221V220H148ZM152 221H154V220H152ZM255 221V220H254ZM79 222V221H78ZM89 222V221H88ZM97 222V221H96ZM113 222V221H112ZM114 222H115V219H114ZM115 222V223H116ZM149 222H151V221H149ZM158 222V223H159ZM189 222V221H188ZM257 222H258V220H257ZM92 223H93V221H92ZM103 223H105V222H103ZM103 223H101V224H103ZM114 223V224H115ZM142 223V224H143ZM147 223V222H146ZM263 223V222H262ZM63 224H65V223H63ZM112 224V223H111ZM152 224V223H151ZM150 223H149V225H151ZM155 224H157V223H155ZM160 224V223H159ZM163 225H165L164 223H162ZM187 224V223H186ZM264 224V223H263ZM74 225V224H73ZM73 225H72V227H73ZM75 225H77V224H75ZM86 225V224H85ZM96 225V224H95ZM149 225L147 226V228L149 227ZM154 225V222H153V224H152V226ZM71 226V225H70ZM69 226V227H70ZM88 226V225H87ZM102 226V225H101ZM106 226V225H105ZM112 226V225H111ZM114 226V225H113ZM119 226H117V227H119ZM151 226V227H152ZM156 226V225H155ZM157 226H158V224H157ZM166 227H167V225H165ZM186 226V225H185ZM68 227V228H69ZM77 227H79V226H76V228ZM94 227H96V226H94ZM154 227V226H153ZM74 228V227H73ZM72 228V230H73V232L75 231L74 229H76V228H74L73 229ZM83 228V227H82ZM114 228V227H113ZM143 228V229H142ZM150 228V227H149ZM155 228H157V227H155ZM159 229H160V227H158ZM169 228H171V227H169ZM174 228V227H173ZM172 228V229H173ZM71 229V228H70ZM80 229H81V227H80ZM85 229V228H84ZM87 229V228H86ZM85 229V230H86ZM93 229V228H92ZM91 229V230H92ZM101 229V228H100ZM117 229V228H116ZM146 229V228H145ZM153 228H151V229H149V230H152ZM159 229H156L155 231H159ZM78 231H79V229H77ZM82 230V229H81ZM103 230H105V229H103ZM147 230V229H146ZM88 231V230H87ZM96 231H97V229H96ZM95 231V232H96ZM102 231V230H101ZM100 231V232H101ZM113 231H115V230H113ZM154 231V232H155ZM157 231V232H158ZM245 231V230H244ZM247 231V230H246ZM80 232V231H79ZM79 232H78V234H79ZM85 231H83V233H84ZM94 232V231H93ZM94 232V233H95ZM115 232H118V230L117 231H115ZM157 232H156V234H157ZM248 232V231H247ZM246 232V233H247ZM87 233V232H86ZM90 233H92V232H90ZM102 233V232H101ZM120 233V232H119ZM150 233V232H149ZM245 233V234H246ZM249 233V232H248ZM247 233V234H248ZM39 234V235H38ZM74 234H75V232H74ZM76 234H77V232H76ZM97 234V233H96ZM104 234V233H103ZM246 234V235H247ZM251 234V233H250ZM264 234V233H263ZM69 235V234H68ZM73 236V234H72V231H71V234H70V236ZM86 235V234H85ZM91 235V234H90ZM100 235H102V234H100ZM117 235H118V233H117ZM150 235V237H152V235L151 234H149ZM149 235L147 234V237L149 238ZM242 235H244V234H242ZM261 235V234H260ZM95 236V235H94ZM97 236V235H96ZM105 236H106V238H105V240L107 241H109V243L111 242V243H113V244H115L114 243V238H113V234L112 233H109V234H107L106 235V233H105ZM120 237H121V235H119ZM146 236V235H145ZM155 236H157V238L155 237ZM67 237V238H66ZM102 237V236H101ZM226 237H228V236H226ZM231 237V236H230ZM38 238H37V240H38ZM90 238V237H89ZM98 238V237H97ZM104 238V237H103ZM146 238V239H145ZM233 238H235V237H233ZM245 238V237H244ZM73 239H75V237L73 238ZM121 239V238H120ZM232 239V238H231ZM243 239V238H242ZM241 239V240H242ZM261 239H262V236H261ZM89 240V239H88ZM95 240V239H94ZM101 240V239H100ZM104 240V239H103ZM230 240V239H229ZM248 240V239H247ZM264 240V239H263ZM57 241V242H56ZM74 241V240H73ZM72 241V242H73ZM102 241V240H101ZM107 241V242H108ZM231 241H234L233 239L231 240ZM230 241V242H231ZM237 241V240H236ZM94 242V241H93ZM250 242V241H249ZM95 243H97V242H95ZM103 243V242H102ZM106 243V242H105ZM231 243H234V242H231ZM237 243H239V242H237ZM241 243V242H240ZM243 243V242H242ZM261 243V242H260ZM60 244V245H59ZM72 244V245H71ZM93 244V243H92ZM91 244V245H92ZM101 244V243H100ZM248 244V243H247ZM263 244V243H262ZM262 244H261V246H262ZM94 245V244H93ZM96 245V244H95ZM105 245V244H104ZM109 245V244H108ZM234 245H237V244H234ZM73 246V247H72ZM88 246H90L89 244H88ZM102 246H103V244H102ZM102 246H99V248L100 247H102ZM112 246V245H111ZM240 246H241V244H240ZM239 246V247H240ZM86 248H84L85 250L87 249V246H85ZM96 247V246H95ZM95 247L94 248H91V250H89L90 252H92V249H94V251L95 250H98V249H95ZM98 247V246H97ZM245 247H247V245H244L243 246V248H245ZM259 247H260V245H259ZM263 247V246H262ZM66 248H67V246H66ZM105 248H107V246L105 247ZM104 247L103 248H100L98 251H96L98 254H105V252H109L110 251V249L111 248H109V246H108V251H106V249H105ZM193 248V247H192ZM191 248V252H189V253H191L190 255H193L192 253H196V250L194 251V248L192 249ZM248 248H249V246H248ZM253 248V247H252ZM58 249H57V251H58ZM64 249H65V247H64ZM84 249H82V250H80V248L77 250V253H78V251L80 250V251H82L83 253L85 252L84 251ZM146 249V250H145ZM259 249V248H258ZM263 249H264V247H263ZM61 250L62 249H60L59 251L61 252ZM73 250H75V249H73ZM199 250V249H198ZM201 250V249H200ZM199 250V251H200ZM249 250V249H248ZM58 251V252H59ZM88 251V252H89ZM190 251V250H189ZM253 252H254V250H252ZM261 251H262V249H261ZM260 251V252H261ZM74 252H76V251H74ZM74 252H72V253H74ZM86 252H87V250H86ZM84 253V255L86 254V256L89 254V253ZM95 252V253H96ZM113 252V253H112ZM203 252H205V251H203ZM203 252H201L202 254L201 255H199V253H196V254H198V255H196L197 257H194V256H192L193 258H195V260L196 259H198V261L200 260V261H202L203 263H208V262H206L205 261V257L206 256H202V255H204L203 254ZM257 252H258V250H257ZM260 252H259V254H260ZM12 255H14V257L16 258V260H18V262H20V264H27V258H26V256H24V254H22V252H21V248L20 247H18V246H13V247H11V252H10ZM80 253V252H79ZM78 253V254H79ZM83 253H82V256L81 257H83L84 255H83ZM188 253V252H187ZM189 253L188 254H186L187 256L189 255ZM75 254V253H74ZM81 254V253H80ZM92 254V253H91ZM93 254H94V252H93ZM97 254V255H98ZM205 254H207V252H205ZM258 254V253H257ZM264 253H262V255H263ZM77 255V254H76ZM95 255V254H94ZM108 255V254H107ZM110 255V254H109ZM111 255V256H112ZM145 255V256H144ZM190 255H189V257H190ZM209 255V254H208ZM207 255V257H209ZM256 255V254H255ZM85 256V257H86ZM89 256V259H90V261L91 262H93V258H94V260H95V257L93 256V258H91V255H88ZM87 256V257H88ZM101 256H103V255H101ZM261 256V255H260ZM59 257H60V255H59ZM77 257V256H76ZM85 257H83L84 259H85ZM105 257H106V254H105ZM189 257H187L188 259H186V256H185V260L187 261V262H189V261H191L192 262V260H193V262L195 261L194 259H192V260H190L189 259ZM78 258V257H77ZM118 258V259H119ZM145 258H146V260H145ZM108 259V258H107ZM207 260H208V258H206ZM71 260V259H70ZM75 260V259H74ZM87 260H88V258H87ZM105 260V259H104ZM115 260V262H112V263H110L109 262V264H114V263H118L119 261V264H121V260L119 259V261L115 258L114 259ZM117 260V261H116ZM124 260V259H123ZM126 260H124L125 262H126ZM210 260H211V257H210ZM262 260V259H261ZM72 261V260H71ZM89 261V260H88ZM108 261V260H107ZM110 261H111V259H110ZM199 261V262H200ZM212 261V260H211ZM210 261V262H211ZM263 261H264V259H263ZM62 262V261H61ZM72 262H74V261H72ZM90 262V263H91ZM123 262V261H122ZM126 262V263H127ZM183 262H184V260H183ZM186 262V263H187ZM191 262H189V263H191ZM191 263V264H194V263ZM64 263V262H63ZM62 263V264H63ZM89 263V262H88ZM89 263V264H90ZM106 263H108V262H105V264ZM124 263V262H123ZM127 263V264H128ZM188 263V264H189ZM213 263V262H212ZM262 263V262H261ZM64 264H66V262L64 263ZM91 264H93V263H91ZM195 264H199V263H195ZM211 264V263H210ZM214 264V263H213Z\"/></svg>","mask_w":264,"mask_h":264}]
</instances>
